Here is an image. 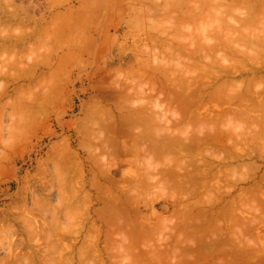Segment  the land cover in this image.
I'll use <instances>...</instances> for the list:
<instances>
[{"label": "rangeland", "instance_id": "1", "mask_svg": "<svg viewBox=\"0 0 264 264\" xmlns=\"http://www.w3.org/2000/svg\"><path fill=\"white\" fill-rule=\"evenodd\" d=\"M139 2H143L142 0L140 1V0H138ZM138 1L137 0H1L0 1V8H4L2 11L0 10V44L1 45H3V46H1L0 48H1V50L2 49H4V50H2V52L4 51V53L2 54V52L0 53V55L1 56H4V57H1L0 56V67L2 68V70L7 66V67H10L9 66V63L8 64H6V62H9L10 60V65L11 64H14V62H16L17 64V67L15 68V66L14 65H12L11 67H13V68H11L10 69V72L8 71V68L6 69V72H3L2 71V73L3 74H0V93H1V95H0V264H6V262H7V264H20V262L22 263V264H29V260H32L31 262H30V264H34V262H37V263H39L40 261H41V259L43 258H41V259H39V258H36V255L35 254H37L38 256L40 255L39 253H43L42 251V248L44 249V250H46L43 254H47L48 255V257L49 256H56L55 254L53 255V252L52 251H50L49 249H51V248H54L53 247V245H55L56 244V242L58 241H54L53 239H61V241L59 240L58 241V246H59V250H58V247H57V249H55L56 251H55V253L57 252V250L59 251V252H57L58 253V255H59V253L60 252H62V254H64L65 256H66V259L64 258V256L63 255H61L60 254V256H63V257H61V260L62 259H64L63 261H61L60 260V258L58 257V255L56 256V257H58V259L61 261V263L59 262V263H57V264H64V262H65V264H66V261H67V264H69V262L68 261H70L71 260V263L72 264H81V262H82V264H86V263H90V264H94V260L95 261H97V263H95V264H110V262H111V264L113 263V264H153V262L155 261V260H152V263H151V261H149V259H150V257H152L153 259H156V261H159V264L161 263V264H163L162 262L164 261L162 258V262H160V258H157V257H154L155 255H159V253H160V251H161V247H163V245H164V243L163 242H165V241H169L168 242V244H167V242L165 243V245H169V243L170 242H172V240H173V242L172 243H174V237H177L176 239H178L179 238V234H178V236L176 235V230L178 229V228H176V226H178V225H175V227H173V225H174V222L177 220V217H179L180 216V214H181V212H182V210L181 209H183L184 207H185V205L184 204H186V203H188V201L189 202H193L194 200L196 201V200H198L197 198H202L201 196L205 193V192H203V193H201L202 195H200V197H195V198H193V200H192V198L190 199V198H188V201L187 200H185L186 201V203H185V201L183 200L182 201V204H180V205H183V206H181V207H179V211H180V214L177 212L178 211V206H179V204H177V202L175 203H173V201H175V199L177 198V196H179L180 195V193L182 194V192L181 191H179V193H178V190H177V192L175 193V188H174V186L176 185L173 181H170V180H172L171 179V177H168V179H167V176H164L165 177V179H166V181L168 182V183H170V184H168L167 182H164L165 184V186H167V188H165L164 190H166V192H164L163 191V182L162 183H160V181H158V180H155V179H157V177H153V176H156V175H154L155 174V172H153V171H158V170H161V168H159L161 165H164L165 167H166V169L168 168L166 165H167V163H168V161H167V158H168V160L170 159L171 160V157L172 156H170V154L168 153V152H165L167 149H163L164 151L163 152H165V153H163L162 151H161V149H160V145H158V143L159 142H163L164 141V139H162V140H160V141H158V143L156 142V144L158 145V147L155 145L154 146V144L152 145V141L155 139H153V140H151V138L150 137H147V138H149L150 139V143L147 141L148 139L147 138H145L146 136H148V135H152L151 137L153 138L154 136V134L158 137V136H160V134L162 135H165V133L167 132V133H170V132H168L167 130H165V126H166V120H173V119H171V117L173 116L172 115V112H173V110H176L175 108H177V110H178V104H179V101H176L175 99H174V97H175V94H174V96H172V104H171V107L169 106L170 105V103H169V101H166V103L168 102L169 103V105H167L165 102H163L165 105H163V107H162V105H160V109H158L159 107V105L157 106L156 105V103H158V104H161L162 103V101L163 100H167L168 99V96H166V95H169V96H171V92L170 91H174V88H175V90H179L180 88H181V86H179L177 83H175V85L176 86H174V84L172 85V81H170L171 82V84H170V82H169V84L167 83V80H168V78L171 76V78H173L172 77V74H177L178 72H179V74H181V73H183V71L181 72L180 70L181 69H185L184 70V73L185 72H187L188 70H187V64H189L190 62L189 61H186L187 60V58H186V60H185V57L186 56H184L183 58H180V57H174V56H172L173 55V53L172 52H170L171 51V49H170V51H169V48H170V42L173 40V41H176L177 39L178 40H181L182 38L185 40H187V39H189V38H191L190 36H192V38L195 40L196 38H197V36L199 35L198 33H200L201 34V36H202V40H200L201 38H199V36H198V38H199V44L202 42H204V39H203V33L206 31L204 28L206 27L204 24L207 22V26L209 27V28H212L213 29V27H214V29L216 28V30L219 28L218 26L220 25V30H222L223 31V36H221V38L224 40V42H225V39H226V42L227 41H231L230 40V38L232 37V38H234L235 37V35L238 33V32H240L239 33V36H237V37H239V39L240 40H243L242 41V43H244V41L245 40H248V38L246 37V36H248V35H246L245 34V37H246V39H245V37L241 34L242 32H244V33H248V31H250L251 32V29H248V28H251V26L252 27H254V30H255V28H256V23L255 22H253L252 21V23H254L253 25H250L251 24V22L249 23H242L241 25H237L238 27H240L241 26V29H238V27L235 25V23H237V21L236 20H239V18L238 19H236V18H234L233 16H235V15H239V13H240V15H239V17L241 16V15H243L244 14V12H243V14H242V11H241V8H242V5H241V7L238 5V7H236V8H238V9H240V11L238 10V9H236L235 8V6H234V4H233V2H229V1H231V0H223L224 2L222 3V1H220V0H214L213 2L211 1V0H205V1H208V3H206L204 0H202L201 2H200V0H198V2H200V3H198L197 2V0H195V1H193V2H190L192 5H194L195 7H203V3H206L207 4V6L206 7H204V8H207V7H209V9L207 10V9H203L200 13V15L198 14V16H200L199 18H202V16H203V13L205 12V14L207 15L208 13V11L210 12V13H212V14H215V15H213L214 17L217 15L218 16V14H217V11L220 9V8H222V9H220L221 10V12L220 11H218V12H220L219 13V16L221 15V16H224L225 14L227 15V13L228 12H231V11H235V12H231L230 14H228V18H230L229 20L230 21H228V18H227V16L225 17H219L218 16V18L217 19H215V18H213V24L216 22V20H218L219 18L222 20V19H224V20H226L225 22L227 23V24H225V23H223V27L221 26V24L220 23H222V21L224 22V20H222V21H218L219 23H217V24H219L218 26L217 25H209V23L211 24V18L213 17V16H211V18H208V16L210 17V14H208L207 16L205 15L204 16V20L206 19V21H203L202 19V22L201 23H203L204 22V24H203V29H204V31L202 30V26L200 25L201 23L197 20V19H195L196 20V23H197V26L195 27V25H196V23H195V21H192V23L194 22V26L190 23L191 22V20L189 21V20H187V19H185V21L187 20V21H189V27L190 26H192L193 28H194V30H193V28L191 29V28H187V32H186V29L184 28V30L183 31H185V32H183L181 29H183L182 27L183 26H185V25H182V26H179L180 25V22L181 21H179V25L178 24H176L177 25V28H178V30L180 29V31H182L181 33H183V34H188V35H185V36H182V38H181V36H179V38H177V35H179L180 34V32L178 31V33L179 34H175V32H177V31H175V29L174 30H172V31H175L174 33H171V31H170V34H171V37H170V34H169V32H168V29L170 28V30L172 29V27H170V26H173V24H170V23H172L173 21H172V19L173 18H166V16L168 15L166 12L168 11L169 12V14H170V9H171V7L173 6L172 4H174L173 2H177V1H179V0H173L172 1V3H170V4H168L167 5V8H165V3L167 2V3H169L171 0H163V2L162 1H158V0H156V2H155V0H153V2H152V0H149V2L148 3H151V4H158L157 6L159 7V8H161V9H163V10H165V9H167V10H165V11H162L161 12V10H158L159 8L156 6V5H152V8H149L148 6H149V4L148 3H146L147 1H144V4L143 5H141L140 6V4L141 3H138ZM164 1H166L165 3H164ZM216 1H218V3H219V1H220V3H222L221 5H219L218 3H217V5H215L216 4ZM225 1L227 2L226 4H225ZM160 2V3H159ZM8 3V4H7ZM164 5H163V4ZM213 4V6H212V4ZM215 3V4H214ZM159 4H161V5H159ZM224 4V5H223ZM229 4V5H228ZM231 4V5H230ZM233 4V5H232ZM8 5H10V6H8ZM148 5V6H147ZM222 5L223 6H225V8H223L222 7ZM227 5H228V8L230 7V11H229V9H228V12H227V10H225L226 9V7H227ZM235 5H237V4H235ZM2 6V7H1ZM145 6H147V8H149V11L151 10V9H153L154 10V8H155V6H156V8H155V10L160 14V15H158V13L157 14H155L156 13V11L154 12V13H152L151 14V12H153V10H151L150 11V14H151V16H150V14H149V11L147 12L148 14H149V16H148V14H147V16H146V10L145 9H147V8H143V12H144V10H145V12H144V14L145 15H143V12H141L140 10H142V7H145ZM160 6H164V8H162V7H160ZM170 8H169V7ZM211 6V7H210ZM234 7V9H232L233 7ZM215 7H217V8H215ZM244 7V6H243ZM174 7H172V9H173ZM6 9V10H5ZM14 9V10H13ZM214 9L216 10V12L214 11ZM16 10V11H15ZM133 10H138V11H136V12H138L137 14H139V15H137L136 14V12L135 11H133ZM174 10V9H173ZM213 10V11H212ZM225 10V11H224ZM242 10L244 11H246V8L244 9V8H242ZM5 11V12H4ZM8 11V12H7ZM160 11V12H159ZM172 11V10H171ZM212 11V12H211ZM236 11L237 12H239V13H236ZM14 12V13H13ZM134 12H135V14H134ZM163 12H165V16L162 14ZM215 12V13H214ZM224 12H226V13H224ZM247 12V11H246ZM245 12V13H246ZM8 14V15H6V14ZM13 15V19H12V15ZM236 13V14H235ZM15 14V15H14ZM154 14H155V16H157V17H155L154 16ZM177 15V17H179L180 15H178V14H176V12L174 13V11H172V14H170V15H168V17H170V16H172V17H174L175 15ZM223 14V15H222ZM234 14V15H233ZM11 15V16H10ZM174 15V16H173ZM229 15H230V17H229ZM238 15H237V17H238ZM28 16V17H27ZM142 16V17H141ZM154 16V17H153ZM159 16V17H158ZM163 16L165 17V19H167L168 20V24L170 25H168L166 22V20L163 18ZM197 16V17H198ZM246 16V15H245ZM262 16V15H261ZM264 16V15H263ZM15 17V18H14ZM150 17H151V19H150ZM162 17V18H161ZM196 17V18H197ZM241 17H243L244 18V16H241ZM207 18L209 19V21H207ZM234 18V19H233ZM263 19H264V17H262ZM9 19L11 20V21H9ZM134 19V20H133ZM149 19V20H148ZM159 19V20H158ZM160 19L162 20V21H164V22H162V21H160ZM171 19V20H170ZM219 19V20H220ZM231 19H233L232 21H235V23H231L232 21H231ZM28 20H31V21H28ZM131 20H132V22H131ZM173 20H176L175 18L173 19ZM243 20V19H242ZM241 20V18H240V21L239 22H241L242 21ZM253 20H261V18H259V19H253ZM9 21V22H8ZM19 21V22H18ZM21 21H22V23H21ZM169 21H170V23H169ZM184 20H183V22H184V24L186 23V24H188L187 22H185ZM261 21H263V22H261V24L263 25L264 24V20H261ZM159 22V23H158ZM183 22H181V23H183ZM198 22H199V24H198ZM229 22V23H228ZM238 22V23H239ZM257 22V21H256ZM5 23V24H4ZM9 23V25H7ZM17 23H20V25L19 24H17ZM163 23V24H162ZM174 23V22H173ZM231 23V24H230ZM237 23V24H238ZM258 23V22H257ZM160 25V27H158V28H162V26H164V24L166 25V26H164V27H166V28H164V30H162L161 29V32H160V29H156V27L157 26H159ZM162 24V25H161ZM225 24V25H224ZM228 24H230V25H228ZM240 24V23H239ZM244 24V25H243ZM247 24L248 25H250V27H248L247 28ZM260 24V25H261ZM12 25V26H11ZM18 25V26H17ZM22 25H24V27L22 26ZM45 25V26H44ZM46 25H49V26H46ZM52 25V26H51ZM167 25H168V27H167ZM231 26V25H234L233 26V28L235 27V31L233 30L232 31V33H234L233 35H231L232 33H231V28H232V26L230 27V29H228V30H230L229 32H228V30H226L227 28L226 27H224V26ZM255 25V26H254ZM262 25L260 26L261 28H263L262 27ZM3 26H5V30H4V27ZM19 26H20V28H19ZM31 26L32 27H34V28H36V30L34 29L33 30V28H31ZM38 26V27H37ZM41 26H42V29H41ZM58 26V27H57ZM200 26V27H199ZM258 26H259V23H258ZM257 26V27H258ZM9 29H8V28ZM16 27V28H15ZM18 27V28H17ZM40 27V28H39ZM46 27V28H45ZM185 27H187V25L185 26ZM218 27V28H217ZM247 28L248 29V31H247V29L245 28V30L247 31V32H245L242 28ZM22 28V29H21ZM56 28V29H55ZM196 28H198L197 29V31H199V30H201V31H199V32H197L196 31ZM201 28V29H200ZM207 28V27H206ZM208 28V31L210 30ZM222 28V29H221ZM260 28V29H261ZM19 29V30H18ZM38 29V30H37ZM55 31H54V30ZM189 29H191V30H189ZM211 29V30H212ZM259 29V30H260ZM2 30V31H1ZM8 30V31H7ZM46 30H49V31H46ZM56 30H58V31H56ZM156 30L158 31L157 33H156ZM197 32V33H195V34H193V33H191V32ZM211 30H210V33L209 34H212V33H214V32H212L211 33ZM224 30H226V33L224 32ZM239 30V31H238ZM243 30V31H242ZM254 30H252V34H250L249 33V35H250V40H248V41H250V42H248V45L249 44H251L250 46H247L246 47V50H244L245 49V43L244 44H242L241 43V45L242 46H244V48H242V46L240 45V47H239V45L237 44L238 42H240V40L238 39V38H236V41H235V38H234V40H232V41H234V43L235 44H237L238 46L236 47V45H234V43H230V42H225V47H224V49H222L221 48V51L222 50H225V49H227V50H225V54H228V52H229V50H228V48H226V46L227 47H233L234 46V48L236 47V48H238L239 47V51H241V52H239L238 51V49L236 50V49H234L235 51L234 52H236L235 54H234V52L233 51H230L229 52V54L228 55H236L238 52H239V54H237V55H239L238 57H240V56H242L241 58H243L242 60L245 62L246 61V63H244L242 60H238V58L235 56V57H233V58H237L236 60H237V62L239 61V64L240 63H244L245 65H244V68H245V66L247 65V67L245 68L246 70H247V72H245L246 70L245 69H243V67H242V65L240 64V66H238L237 65V62H235L236 64H233L232 66H234V65H236L238 68H239V70L237 69V71H235L236 70V66L235 67H233V69H234V71H233V69H232V71L233 72H229L227 69V71H225L223 74H226L224 77H222V79H220V80H229V81H233V85H235L236 86V84H237V87H238V85L239 86H241V84H245L244 86H243V88L246 86V84H247V79H249V78H251V76H253V74L260 68V67H264V62L262 63L263 65L262 66H260V64H258L259 62L261 63V61H257L256 62V64H252V62L254 63L256 60H255V57L254 56H256V59L258 60V59H260L261 58V60H263L262 59V56L261 55H259V54H257V55H254L253 56V58L252 59H254L253 61H252V59H251V54L253 55V53H251L249 50H251L250 48L251 47H253L254 48V52H256V53H258V51H260V50H262V48H263V46L261 47V45L259 44L258 45V47L260 48L261 47V49H259V48H257L256 46H255V43L257 44V40L254 38L253 40H252V38L253 37H255V35H257V33H256V31H257V29L255 30V33H254V36H252L253 35V31ZM39 31H40V33H41V31H42V34H40L39 33ZM213 31V30H212ZM221 31V32H222ZM237 31V32H236ZM16 32V33H15ZM23 32H24V35H23ZM49 32H50V34H49ZM52 32V33H51ZM56 32H57V34H56ZM58 32H60V33H58ZM62 32V33H61ZM166 33V35L165 34H163V33ZM191 33V35H190V33ZM257 32H259V31H257ZM264 32V31H263ZM6 33V34H5ZM18 33V34H17ZM27 34V36H26V34ZM53 33L54 34H56V36H54L53 35ZM157 34L156 36L154 35V34ZM161 34V36H160V34ZM231 33V34H230ZM262 33V31H260L259 32V34H261ZM4 34H5V36H4ZM11 34H15V35H11ZM52 34V35H51ZM62 34V35H61ZM149 34V35H148ZM152 34V37H149L150 35ZM173 34L176 36V40H174V38H175V36H173ZM183 34H181V35H183ZM193 34V35H192ZM198 34V35H197ZM205 34H208L207 33V31H206V33ZM204 34V35H205ZM225 34V35H224ZM258 34V35H259ZM263 34V33H262ZM3 35V36H2ZM20 35V38L19 37H17V38H19L18 40L17 39H15V36H19ZM21 35L22 36H24L23 38H24V40L22 39V37H21ZM37 35H39V36H37ZM41 35V36H40ZM49 35H51V37L49 36ZM58 35V36H57ZM163 35V36H162ZM165 35V36H164ZM168 35V36H167ZM194 35H196V36H194ZM222 35V34H221ZM226 35H229V36H227L226 37ZM240 35H241V37H240ZM258 35L256 36V37H258ZM264 35V34H263ZM263 35H261V36H263ZM13 37L14 36V38H7V37ZM29 36V37H28ZM43 36V37H42ZM54 36V37H53ZM200 36V37H201ZM225 36V37H224ZM234 36V37H233ZM242 36H243V39H242ZM4 37H5V39H6V42H5V39H4ZM34 37H36V39H34ZM40 37V38H39ZM47 37V38H46ZM49 37V38H48ZM59 37V38H58ZM155 37H157V38H155ZM158 37H159V39H158ZM160 37H161V40L163 41L164 39H165V37L167 38L168 37V39H169V37L171 38V39H169V40H167L168 41V44L166 43L167 41L166 40H164L165 42H164V44L166 43L167 45H165L164 46V44H162L163 42H161V40H160ZM174 37V38H173ZM213 37V36H212ZM211 37V38H212ZM32 38V39H31ZM149 38L151 39H153L154 40V38L157 40V42H156V40H154L155 42H153V40L151 39V40H149ZM164 38V39H163ZM192 38L189 40V41H191L192 40ZM229 38V39H228ZM231 38V39H232ZM261 37L259 36V38L258 39H260ZM3 39V40H2ZM9 39H11V42H10V40ZM41 39H42V41H41ZM44 39V40H43ZM52 39V40H51ZM54 39V40H53ZM58 39V40H57ZM182 39V40H183ZM262 39H264V38H261V40ZM8 40V41H7ZM24 42H23V41ZM32 40V41H31ZM158 40H160V41H158ZM171 40V41H170ZM184 40L183 41H180V42H184ZM185 40V41H186ZM238 40V41H237ZM254 40H256L255 41V43L254 44H252V41H254ZM13 41L15 42V43H13ZM19 41V42H18ZM26 41H27V43H26ZM29 41H31V42H29ZM38 41V42H37ZM50 41V42H49ZM54 41V42H53ZM151 41V42H150ZM170 41V42H169ZM188 40L186 41V42H189ZM197 41H198V39H197ZM263 41V40H262ZM2 42L3 43H5V44H2ZM34 42V43H33ZM44 42V43H43ZM47 42V43H46ZM153 42V43H152ZM158 42H160V44L158 43ZM185 42V43H186ZM237 42V43H236ZM8 43H10V44H8ZM48 43H50V44H48ZM185 43H183V44H185ZM231 45H230V44ZM259 43H261V41L259 42ZM6 44H7V46H6ZM21 46H20V45ZM33 44H34V46H35V48L33 47ZM52 44V45H51ZM163 45V46H161V49L162 48H164V50L165 51H162L161 49H160V46L159 45ZM191 42L190 43H188L187 45H189V46H187L186 44H185V46L186 47H190L191 45ZM227 44V45H226ZM240 44V43H239ZM262 45H263V43H261ZM12 45H14V46H12ZM16 45V46H15ZM147 45V46H146ZM158 45V46H157ZM246 45H247V43H246ZM253 45V46H252ZM6 46V47H5ZM31 46V47H30ZM54 46V47H53ZM57 46H59V47H57ZM146 46V47H145ZM152 46V47H151ZM167 46H168V48H167ZM255 46V47H254ZM3 47V48H2ZM7 47H12L13 48V50H12V52L13 53H11V52H9V51H11V50H9ZM30 48V50L29 49H27V48ZM52 47V48H51ZM156 47H159L157 50L156 49H154V48H156ZM250 47V48H249ZM11 48V49H12ZM16 50H15V49ZM24 48V49H23ZM26 48V49H25ZM32 48V49H31ZM240 48H242V49H240ZM248 48V49H247ZM252 48V49H253ZM152 49H153V51H152ZM168 49V52L169 53H167L166 52V50ZM230 49V48H229ZM0 50V51H1ZM5 50H8V51H6L5 52ZM159 50H160V52H159ZM231 50H233V49H231ZM256 50H258V51H256ZM264 50V49H263ZM14 51H17V52H14ZM21 51V52H20ZM154 51H158V52H156L157 54H159L157 57L155 56V58H154V56H152V55H156V54H154L155 52ZM220 50H219V52H215L216 54H213L214 52H211L212 53V56L211 57H213V59L216 57V59L218 58V62H219V65L220 66H222V68L223 69H225V68H228L229 66H224V65H226V64H223V65H221L220 64V60H221V63H222V61H224V56L221 58V56L219 55V57L221 58H219L218 56H217V53H220L221 52ZM9 52V53H8ZM152 52H154V53H152ZM223 52V51H222ZM221 52V53H222ZM231 52H233V54L231 53ZM252 52H253V50H252ZM21 55H20V54ZM164 54V55H162V54ZM170 53H172V55L170 54ZM208 53H210V52H208ZM251 53V54H250ZM263 53V52H262ZM261 53V54H262ZM224 54V52H223V55H225ZM248 54V55H247ZM7 55V56H6ZM11 55V56H10ZM180 55H182V54H180ZM185 55V54H184ZM215 55V56H214ZM263 55V57H264V53L262 54ZM10 56V57H9ZM165 57V59L168 57V59L170 58L171 60H173L174 62H177V63H179L180 61L179 60H183V63H179L180 65H181V69H175L176 68V63L174 64L173 63V61H172V63H173V66L172 67H170V64H171V61L170 60H164L162 57ZM209 56H210V54H209ZM226 56V55H225ZM244 56V57H243ZM250 56V57H249ZM257 56L259 57V56H261V57H259V58H257ZM5 57H6V59H5ZM9 58V60H8V58ZM18 59H17V58ZM159 57V58H158ZM231 58L232 60H230V59H228V58ZM229 57H227V59L225 58V61L227 62L228 60H230V66H231V62H233L234 63V61H233V58L231 57V56H229ZM3 58V59H2ZM11 58V59H10ZM16 58V59H15ZM151 58H152V60H151ZM159 59V62H157L158 61V59ZM160 58H162L164 61H166V62H164V63H162V60H160ZM241 58H239V59H241ZM250 58V59H249ZM13 59H15V60H13ZM155 59V60H154ZM245 59V60H244ZM20 60V61H19ZM235 60V59H234ZM6 61V62H5ZM12 61H14L13 63H12ZM139 61V62H138ZM147 61V62H146ZM154 61V63H151V62H153ZM155 61L157 62V63H159L158 64V66L160 65V62H161V65H164L165 63H166V66H168L169 65V67H167V68H169V69H167V71H171V72H173L174 70H175V73H169V72H167V71H165L166 70V66L164 65V66H159V68H158V66L156 67V71H158V70H162L163 68H165V73L167 72V73H169L168 75H170V76H168V77H165L167 80H165L164 78H163V75L164 74H161L160 73V71H159V74H158V72H152V70H150V67L152 68H154V71H155V65L157 64V63H155ZM241 61V62H240ZM248 61V62H247ZM252 61V62H251ZM19 62V63H18ZM63 62V63H62ZM140 62H142V64L140 63ZM151 63L150 65H152V66H150V65H147V63ZM168 62H170V64L168 63ZM182 62V61H181ZM188 62V63H187ZM33 63V64H32ZM242 63V64H243ZM4 64H6L5 66H4ZM27 64L29 65V66H27ZM31 64H32V66H31ZM59 64V65H58ZM62 64V65H61ZM144 64H145V66L147 65V67H148V70H145V69H147V67H145V69H144ZM155 64V65H154ZM168 64V65H167ZM184 64H186L185 65V67L186 68H184L183 67V65ZM21 65V66H20ZM154 65V66H153ZM175 65V66H174ZM179 65V66H180ZM252 65V66H251ZM254 65H255V67H254ZM31 66V68H29ZM58 66V67H57ZM225 68H224V67ZM231 66V67H232ZM258 66V67H257ZM4 67V68H3ZM19 67V68H18ZM27 67L30 69H27ZM162 69H161V68ZM190 68H191V66H189ZM242 67V69L244 70V72H243V70H241L240 68ZM248 67L250 68V69H248ZM256 67H257V70H256ZM14 68H15V71H14ZM152 68V69H153ZM173 68H174V70H173ZM255 68V69H254ZM17 69V70H16ZM136 69H140L139 70V73L141 72V74H139L138 73V71L136 70ZM158 69V70H157ZM228 69H230V68H228ZM253 69V70H252ZM264 68H261V69H259V70H261L260 72H259V74L257 73V74H255V75H262V74H264V70H263ZM1 70V69H0ZM187 70V71H186ZM8 71V72H7ZM58 71V72H57ZM133 71H135V73L137 72V75L138 76H135V79L134 80H132L133 78L131 77L134 73H133ZM145 72V75H144V77H142V79L144 80L145 78H146V75H147V78H148V75H150V74H152L154 77L152 78V80H151V78H150V80L153 82V81H155V83L158 85V86H156V85H154V82L153 83H151L152 85H149L150 83L148 82L149 80V78L147 79L146 78V82H144V83H146L147 84V82H148V84L146 85V84H144L143 83V80H142V83L141 82H139V81H137V83L138 84H136L135 83V81L136 80H140L139 78L138 79H136V77H141V76H139V75H142L143 76V74H144V72ZM148 71V72H147ZM151 71V72H150ZM178 71V72H177ZM190 71V70H189ZM188 71V72H189ZM239 71H240V73H239ZM255 71V72H254ZM24 72H26V73H24ZM143 72V73H142ZM181 72V73H180ZM230 74H232L233 73V75H230ZM236 72V73H235ZM252 72H253V74H252ZM10 73H12L11 75H9ZM14 73V74H13ZM133 73V74H132ZM150 73V74H149ZM162 73H164V72H162ZM166 73V74H167ZM191 73V72H190ZM228 73V74H227ZM237 73H239V74H237ZM17 74V75H16ZM23 74V75H22ZM27 74V75H26ZM156 74V75H155ZM166 74L164 75V76H166ZM178 74V75H179ZM240 74H242V75H240ZM247 74H249V76L247 75ZM12 76V77H9V76ZM13 75H14V77H13ZM17 77H16V76ZM22 75V76H21ZM136 75V74H135ZM152 75H150V76H152ZM158 75V76H157ZM162 77H161V76ZM6 77V78H4V77ZM18 76H19V79H18ZM20 76H21V78H20ZM107 76V77H106ZM126 76V77H125ZM174 76V75H173ZM229 76V77H228ZM156 77V78H155ZM159 77V78H158ZM160 77H161V79H160ZM188 77H189V73H188ZM190 77H192V76H190ZM225 77H227V78H225ZM234 77V78H233ZM2 78V79H1ZM13 78V79H12ZM17 78V79H16ZM154 78L156 79V80H154ZM157 78H158V80L161 82L162 81V84L161 85H163V86H161V87H163V88H165V92L163 93L162 92V95L161 94H159V93H161V91H164L161 87H160V82H158V80H157ZM171 78H169V79H171ZM242 78V79H241ZM247 78V79H246ZM8 79V80H7ZM15 79V80H14ZM191 79V78H190ZM190 79H188L187 78V80H190ZM231 79H233V80H231ZM10 80V81H9ZM166 81V82H163V81ZM213 80L214 79H212L211 81H209V83H210V85L212 86V85H214L215 84V81L213 82ZM239 80H241V82H243L244 80V82L243 83H241ZM56 83H55V82ZM141 81V80H140ZM145 81V80H144ZM150 81V82H151ZM158 83H157V82ZM240 83H239V82ZM5 82H7L8 84H6ZM118 85H117V84ZM126 83V85L128 86V85H130V86H128V87H133V89H134V91H133V89L132 88H126L125 86L126 85H123L122 86V84H125ZM140 83V84H139ZM163 83H165V84H163ZM138 85V86H137ZM140 85H141V87H140ZM169 85V86H168ZM117 86V87H116ZM121 86L123 87V88H121ZM135 86H137V87H135ZM151 86H153L154 88V91L151 89ZM156 86V87H155ZM165 86V87H164ZM166 86L167 87H169V88H166ZM172 86L174 87V88H172ZM234 86V87H235ZM242 86L241 87H238V88H241V89H243L242 88ZM18 87H20V88H18ZM114 87V88H113ZM136 88V90H138V89H140V88H143V89H141V90H143L144 92H142V93H144V94H141V92L138 90V91H136L135 90V88ZM170 87L173 89V90H171L170 89ZM177 87H179V89H177ZM186 87L187 86H183L182 88L184 89H186ZM208 87H210V86H208ZM27 88L29 89V90H27ZM119 88H121V89H119ZM138 88V89H137ZM157 88L159 89V90H161V91H157ZM188 88H190V86L188 85ZM187 88V89H188ZM236 88V87H235ZM235 88H233V86H232V94H233V89H235ZM238 88H236V90H239ZM3 91H2V90ZM19 89H20V91H19ZM26 89V90H25ZM111 89H112V91H111ZM114 89H116V90H114ZM124 89V90H123ZM126 89V90H125ZM127 89H128V91H127ZM148 89V90H147ZM170 89V90H169ZM191 89H193V88H191ZM190 89V90H191ZM207 89V88H206ZM205 89V93H210L211 92V90H213L212 88H208L207 90ZM18 90V91H17ZM121 90V91H120ZM14 91H16L15 93H14ZM24 93H23V92ZM114 91V92H113ZM122 91H125V92H122ZM150 91V92H149ZM185 91V90H184ZM183 91V92H184ZM187 92L189 91V89L188 90H186ZM186 91H185V94H184V96L185 95H187V93H186ZM230 91V90H229ZM228 90L226 91L227 93H231V91L229 92ZM2 92H4V93H2ZM20 92V93H19ZM22 92V93H21ZM31 92V93H30ZM121 92V93H120ZM131 92V93H130ZM135 92V93H134ZM168 92H170V93H167ZM175 92V91H174ZM237 91H235V93H236ZM117 93L120 95H122L123 96V98H120V96L119 95H117ZM146 93H147V95H146ZM188 93H190V91L188 92ZM6 94V95H5ZM20 94V95H19ZM124 94V95H123ZM130 94V95H129ZM135 94V95H134ZM152 95V97L154 98V101H152L151 99H153V98H150L151 96H148V95ZM165 94V95H164ZM3 95V96H2ZM10 95V96H9ZM18 95V97H16ZM115 95H117V96H115ZM127 95V96H126ZM133 95V96H132ZM142 95V96H141ZM160 95V96H159ZM164 95V96H163ZM172 95H173V93H172ZM14 96V97H13ZM126 96V97H125ZM132 98H131V97ZM146 96H148V97H146ZM158 96V97H157ZM163 96V97H162ZM184 96H182V97H184ZM114 97V98H113ZM115 97H117V98H115ZM119 97V98H118ZM126 99H125V98ZM155 97L156 98H159L158 100V102H156L157 101V99L155 100ZM167 97V98H166ZM211 97V96H210ZM21 98H23L22 100H21ZM26 98V99H25ZM129 98V99H128ZM163 98H165V99H163ZM185 98V97H184ZM183 98V99H184ZM207 98V97H206ZM27 99H28V101H27ZM117 99H118V101L120 100V99H122V100H120L119 102H117ZM125 101H124V100ZM147 99V100H146ZM148 99H149V101H148ZM128 100V102L127 103H125L126 101ZM129 100H130V102H129ZM141 100H143L142 102H141ZM160 100H161V102H160ZM209 100H211V99H209ZM208 100V101H209ZM15 101V102H14ZM122 101H124V102H122ZM144 101H146V102H144ZM150 101H152L153 103L154 102H156L155 103V105L154 104H152ZM7 102V103H6ZM11 102H12V104H11ZM141 102V103H140ZM147 102H150V103H147ZM174 102V103H173ZM210 102V101H209ZM5 103V104H4ZM29 106V110H28V108H27V105ZM119 103H121V104H119ZM162 103V104H163ZM24 104L26 105L25 107H24ZM119 105V106H117V105ZM124 104V105H123ZM143 104H144V106H143ZM148 104H149V106L150 105H152V106H148ZM173 104H174V106H173ZM177 104V105H176ZM1 105H3V106H1ZM120 105L121 106H123V107H120ZM125 105H127L129 108H127V107H125ZM167 105V106H166ZM5 106V107H4ZM8 106V107H7ZM12 106V107H11ZM31 106V107H30ZM115 106V107H114ZM139 106H142V107H144V108H142V110L140 109V110H138L139 109ZM145 106H147L148 107V109L149 110H152L153 108H157L158 110H163V109H165V107L167 108L168 106L170 107H168L169 109H167V110H163V114H162V112L161 111H158V112H160V114H162V115H156V114H158V112L156 113L155 111H154V109L152 110L153 112H155L156 114L154 115V113L152 112V111H149L147 108H145ZM154 106V107H153ZM177 106V107H176ZM242 106H244L243 104H242ZM5 108V110H4V108ZM23 107V108H22ZM118 107H120V108H118ZM135 107V108H134ZM136 107H137V110H136ZM174 107V108H173ZM2 108H3V110H2ZM14 108V109H13ZM24 109V108H26L27 110V112L24 110H22V109ZM104 108V109H103ZM122 108H124V109H122ZM127 108V109H126ZM163 108V109H162ZM264 108V107H263ZM262 108V109H263ZM100 109H102L101 110V114L103 115V116H101V114H100ZM119 109H120V111H119ZM146 109V110H145ZM157 109H155V110H157ZM173 109V110H172ZM2 110V111H1ZM21 110V111H20ZM104 110V111H103ZM107 110V111H106ZM111 110V111H110ZM143 110H145V112L143 111ZM176 110V111H177ZM180 110V109H179ZM256 110L257 109H255V113H256ZM3 111H4V114H3ZM97 111H98V113H97ZM105 111H106V113H105ZM118 111V112H117ZM131 111H132V113H131ZM142 112V113H144L145 115L143 116V114L142 113H139V112ZM147 111V112H146ZM166 111L168 112V111H170V113H171V115H170V113L168 114V116H165V115H167L166 114ZM172 111V112H171ZM258 111V110H257ZM2 112V113H1ZM110 112H112L110 115H108L107 113H110ZM125 112V113H124ZM130 114H129V113ZM135 112H137V113H139L138 115H137V113H135ZM149 112H151L152 114H150ZM179 112V111H178ZM253 112V113H254ZM261 112H264L263 110L261 111ZM260 112V113H261ZM99 114V116L100 117H98V115L97 114ZM105 113V114H104ZM146 113H147V115H146ZM253 113L252 114H250V115H253ZM258 113V112H257ZM256 113V114H257ZM260 113H258L259 115V117H261V115L262 116H264V114L263 113H261V115H260ZM12 114V115H11ZM14 114H16V115H14ZM129 114V115H128ZM134 114V115H133ZM174 114V113H173ZM9 115V116H8ZM106 117H105V116ZM131 115V117H132V115L133 116H137V119L139 120V116H140V119H141V121L142 120H144L143 122H144V125L143 126H147V124H149V126H151V127H141L142 125H140V127H139V125L137 126V125H135L136 123L134 122V120H133V118H132V120H130L129 118H128V116H130ZM153 115V116H152ZM97 116V117H96ZM113 116V117H112ZM123 116L125 117V118H123ZM142 116V117H141ZM146 116H149V117H146ZM151 116H152V118L154 117L155 119H154V121L156 120V122H154V123H157V125H159V124H161L160 122H161V120H162V118H166V120H164V123H162L160 126H157L156 125V127H153V124L152 123H150V121H152L153 119L151 118ZM163 116V117H162ZM165 116V117H164ZM171 116V117H170ZM110 119H108V118ZM224 117H226V116H224ZM224 117H223V121H224V123L225 122H230L232 119L234 120V118H229V119H231V120H229V119H226V120H228V121H226L225 119H224ZM227 117H230V116H227ZM123 118V119H122ZM148 118H150V119H152V120H150V119H148V121L149 122H147V119ZM160 121H158L157 119ZM168 118V119H167ZM252 118H255L254 117V115H253V117ZM258 117H256V119H255V121H257L258 119H257ZM106 119V120H105ZM121 119V120H120ZM236 119V118H235ZM237 119H239V117L237 118ZM236 119V120H237ZM243 122L246 120V122H248L247 121V119L245 118V120L243 119V118H240ZM250 119V118H249ZM126 120V121H125ZM162 120V121H163ZM113 121V122H112ZM133 121V122H132ZM135 121H137V120H135ZM173 121H175V120H173ZM250 121V120H249ZM254 121V120H253ZM253 121H252V123H253ZM110 122V123H109ZM111 122H112V125H111ZM128 122H132L131 124L129 123L128 124ZM147 122V124H145ZM159 122V123H158ZM233 121H231L230 123H228L229 125H227V123H226V127H223L224 128V130H226L228 127L227 126H232V125H235L234 127L237 129V131L235 132L234 130H233V128L234 127H232V128H230L231 129V131H233L234 133H238V136L236 137L237 139L239 138V131L240 130H242L243 129V127L241 126V125H244V128H245V126H247L246 128H248V130H249V128L252 126V125H254V123L250 126V124L248 125V124H242V123H240V124H238V126H240V127H242V129H238V126H237V123H238V121H236L235 122V120H234V122H235V124L234 123H232ZM124 123V124H123ZM125 123H126V125H125ZM134 123V124H133ZM223 123V124H224ZM249 123V122H248ZM251 123V122H250ZM257 123H259V122H257ZM257 123L255 122V124L257 125ZM108 124V125H107ZM115 124V125H114ZM259 124H261V123H259ZM107 125V126H106ZM121 125L123 126V128L121 129ZM133 125V126H132ZM186 125H188V124H186ZM190 125V124H189ZM188 125V126H189ZM262 125H263V123H262ZM110 126H112L111 128H110ZM127 126V127H126ZM133 127V129H132V127ZM181 126H183V124H181L180 126L178 125V126H176V127H174L175 128V130H177V128H181V129H178L177 131H174V129H172L173 131H171L174 135L175 134H177L178 133V131L180 130V131H182V127ZM192 126V125H191ZM191 126H189L190 128H191ZM196 126H198V125H196ZM196 126H193L195 129H193V127H192V129L191 130H196V132L198 133V130H197V127ZM200 127L198 128L199 129V131L202 129L203 130V128H202V126L201 125H199ZM249 126V127H248ZM107 127V128H106ZM135 127H136V130L135 131H133L134 129H135ZM189 127H188V129H189ZM210 127V126H209ZM258 127H259V125H258ZM261 127V126H260ZM108 128H110V129H108ZM120 128V129H119ZM148 128H151V129H148ZM172 128H173V126H172ZM245 128V129H246ZM254 128V127H253ZM256 128H257V126H256ZM255 128V129H256ZM263 128V127H262ZM114 129V130H113ZM140 131V129L142 130V129H144L143 131H141V132H144L145 133V135L146 134H148V131H149V134L148 135H146V136H143V137H141L140 135H141V133L139 134L138 132V130ZM183 129H187L186 127L184 128L183 127ZM188 129H187V131H185V132H183L185 135L186 134H188ZM221 129H222V127H221ZM251 129V128H250ZM254 129V130H255ZM261 129V128H260ZM259 129V130H260ZM264 129V128H263ZM109 130V131H108ZM112 130V133L114 134V135H112V133L110 132ZM119 130H121V132L122 133H120V131ZM127 130H128V132L130 131V133H131V131H133L132 133H134V132H136V133H134L133 135H132V133L130 134V133H128L127 132ZM154 130V131H153ZM160 131V132H162V133H158L159 135H157V133H155V131ZM166 132H165V131ZM248 130H246L248 133H250V134H254V132L255 131H257V130H255V131H248ZM115 133H114V132ZM125 131V132H124ZM163 131H164V133H163ZM242 131H244V132H246L245 130H242ZM242 131L240 132L241 133V135H240V137L241 138H243V139H245V140H247V139H249L250 141L249 142H251L252 140H251V135H248V137H247V135L246 136H244L243 135V133H242ZM262 130H260L259 132H261ZM264 131V130H263ZM127 132V133H126ZM153 132H154V134H153ZM187 132V133H186ZM191 131H190V129H189V133H190ZM193 132V131H192ZM191 132V133H192ZM196 132L194 131L193 133H195L196 134ZM247 132H246V134H247ZM256 133L255 134V136L257 137H259L260 135H258V134H261V136H262V134H263V136H264V133L263 132H261V133ZM126 133V134H125ZM137 133L139 134L138 136H139V139H140V137L141 138H144V141L146 140V143L148 142V144H150V145H152V146H150V147H148L147 145H146V143L144 142V144L147 146V148H149V150H150V148H151V152L149 151V155H147L148 154V151H146V153H145V151H144V147L146 148V146L145 145H143V143L141 142V140L139 141L137 138H135V136L137 135ZM143 133V134H144ZM172 133H171V135H172ZM180 134H183V133H181V132H179ZM192 133V134H193ZM115 134L117 135V136H115ZM119 134H121L120 136H119ZM130 134V135H129ZM179 134V135H180ZM245 134V133H244ZM123 135H126V136H123ZM170 135V136H171ZM178 134L177 135H175V138L177 137V136H179ZM189 135V134H188ZM188 135H186V138L188 137ZM191 135V134H190ZM198 135H200V134H198ZM102 136V137H101ZM112 136L113 137H115L116 138V140H118V141H116L115 140V138H113L112 140H110L111 138H112ZM119 136V137H118ZM127 136H130V138L129 137H127ZM133 136V137H132ZM137 136V137H138ZM155 136V137H156ZM165 136H167V135H165ZM173 136V135H172ZM250 136V137H249ZM254 136V137H255ZM263 136H262V138H263ZM156 137V138H157ZM182 137H183V135H182ZM252 137H253V135H252ZM118 138V139H117ZM128 138V139H127ZM132 138L134 139V141H135V139L136 140H138V142H140L141 143V145L139 144V148H138V142L136 143V141H135V143L133 142V140H132ZM165 138V137H164ZM166 138H168V136L166 137ZM172 138H174V136L172 137ZM179 138V137H178ZM177 138V140H179V141H182V139H181V137L178 139ZM262 138H256V139H259V140H261V141H263L264 142V139H262ZM120 139V140H119ZM127 139V140H126ZM129 139H131L132 140V143H131V141L129 140ZM181 139V140H180ZM237 139H236V141H237ZM243 139H240V140H238L239 142L242 140L243 141ZM253 139V138H252ZM256 139H255V142H256ZM98 140V141H97ZM101 140H104V142H101ZM108 140V141H107ZM114 140H115V143H114ZM125 140H126V142H125ZM157 140H159V139H157ZM172 139L169 137V140H167V142L168 143H166L165 141V143H166V145L165 146H168L169 144L171 145V142L169 143V141H171ZM254 140V139H253ZM106 141V142H105ZM130 141V142H129ZM184 141V140H183ZM260 141V144H258L259 142H258V140H257V144L258 145H256L257 147H254L255 145L253 144H250L249 142V144L248 145H251V146H253V148L252 147H250V146H246L247 148H251L252 150L254 149L255 151H256V154L253 152V151H251L250 150V152L248 153V151L246 150L247 148H245V147H242L243 149H244V152L242 153L241 151H239V148L237 149V147H236V145L238 146V145H240V146H244V144H246L245 142H247V141H245L244 142V144H242L243 142H241L240 144H238V142H237V144L235 143V145H231L230 146V144H229V142H228V144L226 145H224L225 147H226V149H229V150H225V152H224V146L223 145H221V147H223V148H221L220 146V149H223V151L222 150H220L219 149V151L221 152L218 156H214L215 155V153L218 151H216V152H214L213 153V150L215 151V149H213V150H210V147H212V145H210L209 146V151H206V150H208V149H203L204 151V153H201L202 152V150H201V147L200 148H198V149H195L196 150V152L194 153V150L192 149V151L191 150H189L188 152L189 153H191L192 152V154L193 155H197V158H199V154H204L205 155V153H210V151L212 152V153H210L211 154V156H213V157H211L209 154H207V155H205L204 157L206 158V160H205V158H204V160H205V162H208L209 161V159H210V161L209 162H211L212 161V163L210 164V166H208V167H206V169H209V167L210 168H212L211 170H212V172H211V170H210V174H209V176H210V178H213L214 177V175H215V173H216V170L218 169V168H220V166H221V164H222V166H221V174H222V177H224V178H220V180L218 179L219 178V176H218V178L216 177H214L212 180H210L209 182V185H211L210 187H211V189H213L212 187H213V185H215L216 186V184H214V182L215 183H219L220 184V189L218 190L219 191V194H222V198H219V200L221 199L222 201L220 202V204L218 203L217 204V201H213V205H210L211 206V209L209 208L210 206H206V208H205V205H202V204H199V206H201V207H197V206H195L196 208H197V210H196V208L195 209H193L192 208V212L191 213H196V215H198L199 213H200V211H203V210H207V212H205V213H200L198 216H208V218H205V219H203L204 217H202V220H206V221H208V222H204L205 223V225H204V223H200V226H197V225H199V224H197V223H199V219H200V221L202 222V220H201V217L199 218V219H197V217L195 216V214H191V215H194L193 217H196V218H194V220L195 219H197V220H195L197 223H196V225L194 224V220H192V216L190 215H188L187 217L189 218H191V220H190V218H189V225H190V230H194V233H195V230L196 229H198V231H197V233H200L199 232V230L201 229L202 230V232H203V229L207 226L208 228H209V230H211L212 228H213V225H218V226H220L219 224H220V222L219 221H221V224L223 225V221H224V219H232V218H234L233 217V215L232 216H230V217H227V215L226 214H230V213H232V212H226L227 210H228V205H233L231 202H233V203H235V208H236V210L234 211L233 210V213L232 214H235L234 216L235 217H237V220H236V218H235V220L236 221H238V219L241 221V222H243V224L245 223V221H246V223L245 224H247V220H249L250 219V222H251V220H252V222L253 223H250V224H253V225H251V227H253V229L251 230V227L250 228H248V226H249V223H248V226L247 227H245L246 229H244V230H241L240 228L241 227H238V229H240L239 231H241L240 233H242V235H240V236H242V238H243V234H246L247 233V231H248V229H250L251 231H250V234L248 233L247 235L249 236V238H248V236L247 235H245L244 237H246L247 236V238L246 239H250V237H251V239L250 240H247V242H246V240H241L242 238L239 236V237H237V236H235V232H237V229H234L235 231H234V234L232 233V230H233V228H235L234 226L237 224V223H240V221H238L236 224H232V223H229V224H232V225H234V226H232L231 225V227H233V228H230V229H232V230H230L229 229V227H227V226H222V227H218V226H214V228H216V227H218L217 228V230H216V232L219 230V231H221V228H223V230H225V231H221L220 232V235L222 234V232H223V234H224V236H222L221 238L223 239H225L226 238V240L229 242L228 244H227V247L223 244V243H225V242H223V240L220 238V236L219 237H213V235L215 234V232H214V234H212V230L210 231L211 232V238H209V237H207V235L206 234H204V233H207L209 230H208V228L205 230L204 229V232H203V235H205L204 237H203V235H201V236H199L200 238H202L203 237V240H205V242L206 243H208V241L210 240V242L212 241V244L213 245H211L210 246V248H212V246H218V244L220 243V241L218 242V244H216V245H214V241H216L218 238L219 239H221L222 241V243L220 244V246H221V248H222V246L224 245L225 247H223V248H227V249H229V250H227V252H226V250L225 249H223V251H224V253H227L228 255H235V258L236 257H238V259H242V260H244V259H246V258H248V257H250L251 258V260H250V258L249 259H246L249 263H252V262H250V261H253V259L254 258H260L261 259V257H262V259L264 260V256H262L263 254H264V252L262 253V255H261V249H264V226H262V223L264 222L263 220V218H264V143L263 142H261ZM100 142V143H99ZM119 142V143H118ZM125 142V143H124ZM163 142V143H164ZM254 142V141H253ZM254 142V143H255ZM106 145L107 144V146H109V149L107 148V151H106V154H103V155H100L101 153L100 152H102V149L101 148H103L104 147V145ZM131 145L130 147H129V145ZM131 143V144H130ZM154 143V142H153ZM231 143V142H230ZM252 143V142H251ZM255 143V144H256ZM101 144L103 145V146H101ZM116 144V145H115ZM120 146H122V147H120ZM127 144V145H126ZM160 144V143H159ZM168 144V145H167ZM242 144V145H241ZM124 145V146H123ZM125 145H126V147L127 148H129L128 150H129V152L127 151V148L125 147ZM137 145V146H136ZM163 146H164V144H162ZM162 145H161V147H162ZM169 145V146H170ZM99 146H100V148H99ZM110 146H111V148H110ZM114 146H116V147H114ZM136 146V147H135ZM140 146L143 148V150H141L140 149ZM153 146H154V148H153ZM164 146V147H165ZM216 146V145H215ZM214 145H213V147L212 148H216ZM228 146H230V147H228ZM233 146H235L236 147V149H235V147H234V149H232V147ZM260 146V147H259ZM120 147V149H118ZM125 147V148H124ZM132 147V148H131ZM219 147H217L216 149H218ZM262 147V148H261ZM122 148V149H121ZM136 148V152H135V149ZM138 148V149H137ZM146 148V149H147ZM156 148V149H155ZM158 148V149H157ZM165 148H167V147H165ZM230 148H231V150H232V153H230L229 151H230ZM256 148V149H255ZM259 148V149H258ZM261 148V149H260ZM104 149L106 150V147H104ZM155 151H154V150ZM199 149L201 150V152H199ZM100 150V151H99ZM104 150V151H105ZM132 150H134V152L135 153H138V155H136ZM154 151V154H155V152H156V160L157 159H162L161 158V156L162 155H165V154H168L170 157H167L166 155V157L167 158H165L164 159V157H163V159L165 160V162L163 161V160H160V162H157L158 164L160 163L161 165L158 167V168H155V169H153L152 170V172L154 173H152L153 174V176H152V179H154V180H149V179H151V175L149 176L150 178L149 179H147V178H145L147 181L149 180L150 182H149V184H151V185H149V184H147V186H145V185H143V184H146V183H144V178L143 177H146V174H144L145 172L144 171H146V169H143V165H145L146 164V162L143 164L142 162H140L141 160H142V158L144 159V161H147V163L150 161V157H149V159H146L145 160V157H148V156H152L153 158H155V156H153V155H151V153ZM235 150H238V152L241 154V155H243V156H241L240 154V156L242 157V158H240L239 157V159L237 158L236 159V157H238V153H235ZM242 150V149H241ZM245 150L247 151V152H245ZM263 151V152H261V153H259L258 151ZM169 151V150H168ZM191 151V152H190ZM198 151V152H197ZM219 151L217 152V154L219 153ZM113 152V153H112ZM124 152V153H123ZM126 152H127V156H129V157H127L126 156ZM130 152H133V153H130ZM180 152V151H179ZM178 152V153H179ZM223 152L226 154H223ZM237 152V151H236ZM252 152H253V154H252ZM259 154H258V153ZM103 153V152H102ZM105 153V152H104ZM157 153H163V154H160V156L159 155H157ZM171 153V152H170ZM198 153V154H197ZM246 153H248V155L249 156H251V157H249ZM129 154V155H128ZM132 154H133V156H137L135 159L133 158V156H132ZM216 154V155H217ZM225 155V159L223 160V159H221L222 157H223V155ZM234 154H236V155H234ZM245 154V155H244ZM254 154H255V156H254ZM188 155V154H187ZM209 155V156H208ZM131 156V157H130ZM139 156V157H138ZM191 156V155H190ZM220 156V160L222 161L223 160V162L224 163H222L220 160H219V158L218 159H216L215 160V158H217V157H219ZM222 156V157H221ZM226 156L227 157H229L230 159H231V157L233 156H235L234 158L236 159V161H233L232 159H233V157H232V161L230 162V160H229V158H227L228 160H227V162H226ZM248 156V157H247ZM260 156V157H259ZM262 156V157H261ZM141 157V158H140ZM151 157V158H152ZM158 157V158H157ZM94 160H92V159ZM137 158H139L138 160V162L136 163L135 162V160L137 159ZM173 158V157H172ZM249 158V159H248ZM255 160H254V159ZM152 160V159H151ZM154 160L155 159H153V161H151L152 162V164H150V166L151 165H153V163L155 164V162H156V160H155V162H154ZM129 161V162H128ZM166 164H164L163 162ZM199 161V160H198ZM197 161V162H198ZM201 161V160H200ZM216 161V162H215ZM220 161V162H219ZM239 161V162H238ZM254 161V164H252V162ZM167 162V163H166ZM197 162H196V164H197ZM213 162H215L214 164H213ZM237 162V163H236ZM244 164H243V163ZM255 162H256V164H255ZM95 163V164H94ZM136 163V164H135ZM139 163V164H138ZM141 163V164H140ZM163 163V164H162ZM199 163V162H198ZM201 164L200 165H202V162H200ZM233 163H235V164H233ZM243 164L245 167H241L242 165H240V164ZM247 163V164H246ZM251 163V165L249 166V164ZM157 164V165H158ZM171 164L173 165V163L170 161V163H169V166H171ZM217 165V169H216V166L213 168L212 166L213 165ZM236 164H239V165H237L236 166ZM93 165V166H92ZM142 165V166H141ZM200 165H198V166H200ZM228 165H231V166H233L234 165V168H232V169H234L235 170V167H237V168H240L241 170H243V171H238L237 170V168H236V170L235 171H238V173L237 172H235V174L237 175V177L235 178L234 177V175L232 176V175H230L229 174V172L230 173H232V172H234V170L233 171H231L230 170V168H231V166L228 168ZM249 166V168H248V166ZM256 165H259V166H256ZM261 165V166H260ZM145 166H147V164L145 165ZM149 166V165H148ZM149 166V167H150ZM198 166H197V169H192L193 171V173L196 171L197 172V170L199 171V169H203V166H200L201 168H198ZM227 166V168H225ZM240 166V167H239ZM246 166H247V169H245L246 168ZM252 166V167H251ZM253 166H255V167H253ZM153 167H154V165H153ZM152 166L150 167V169L151 168H153ZM155 167H156V165H155ZM257 167H259L260 169L258 170L257 169ZM145 168V167H144ZM147 168V167H146ZM162 168H163V166H162ZM195 168V167H194ZM204 168H205V165H204ZM224 168H225V170L226 169H228L229 170V172H228V177H227V171H225L224 170ZM252 168H254V169H252ZM149 169V171L151 172V170ZM164 169V168H163ZM161 170V171H164V170ZM165 169V170H166ZM250 169L251 170H253V172H254V174H253V172L251 171L250 172ZM257 169V170H256ZM110 170V173L108 172ZM144 170V171H143ZM147 170H148V168H147ZM220 170V169H219ZM247 170V171H246ZM143 171V172H142ZM201 171V170H200ZM197 172L196 173V176H201L200 175V173L201 172ZM107 172V173H106ZM148 171H146V173H147ZM150 172H149V174H150ZM159 172V171H158ZM207 172L209 173V171L207 170ZM225 172V174H223ZM214 174L213 175V177H212V174ZM249 173H251V175L249 174ZM141 174V175H140ZM149 174H147V177H148V175ZM157 174V173H156ZM168 174H170V173H168ZM199 174V175H198ZM233 174V173H232ZM246 174V175H245ZM253 174V175H252ZM104 175V176H103ZM109 175V176H108ZM132 175V178L130 177ZM143 175V176H142ZM145 175V176H144ZM226 175V176H225ZM256 175V176H255ZM95 176H96V178L98 179H95ZM108 176V177H107ZM133 176H135V178L133 177ZM139 176H141V177H139ZM241 176V177H240ZM248 176V177H247ZM250 176V177H249ZM254 176V177H253ZM162 178H163V176H161ZM198 177H196V184H199V181H201V179L200 178H198ZM232 177H234V178H232ZM104 178V179H103ZM127 180H125V179ZM140 178L142 179L141 181H143V182H141V184L139 183V184H137L138 183V181L140 180ZM172 178H173V175H172ZM210 178H208V180L210 179ZM229 178V180H227ZM231 178V179H230ZM238 178H240V180L238 179ZM244 178V179H243ZM250 178V179H249ZM92 179V180H91ZM133 179H134V181H133ZM164 179V180H165ZM170 179V180H169ZM214 179H215V181H214ZM226 179V180H225ZM249 179V180H248ZM109 182H108V181ZM122 180V181H121ZM173 180H174V178H173ZM236 180H239V181H236ZM257 180V181H256ZM91 181V182H90ZM96 181V182H95ZM133 181V182H132ZM175 181V180H174ZM212 181V182H211ZM232 181H233V183H232ZM236 181V182H235ZM113 182H115V183H113ZM129 182H131L130 184H128ZM140 182V181H139ZM260 182V183H259ZM102 183H104V184H102ZM113 183V184H112ZM118 183V184H117ZM122 183H124L123 185H122ZM133 183H134V185H135V183L137 184V185H139V186H137V188H138V190L136 189V186H133ZM161 184V186L160 185H156L155 187L158 189V187L159 188H161L160 190H162V192L161 191H159L158 192V190H156V188L155 187H153L155 184ZM212 183V184H211ZM230 183L231 184H233L232 185V187L230 188L229 187V185H230ZM93 184H94V186H93ZM98 184V185H97ZM109 184V185H108ZM115 184V185H114ZM172 184V185H171ZM67 185V186H66ZM69 185V186H68ZM83 185V186H82ZM117 185V186H116ZM131 187H130V186ZM195 185V184H194ZM226 185V186H225ZM235 185V186H234ZM262 185V186H261ZM82 186V187H81ZM106 186V187H105ZM114 186H116V187H114ZM118 186H120V187H118ZM231 186V185H230ZM235 187V189H233L234 187ZM250 186V187H249ZM261 186V187H260ZM67 187V188H66ZM111 187V188H110ZM127 187V188H126ZM129 187V188H128ZM133 187H135V191L133 190L134 188ZM169 187V188H168ZM172 187H173V189H174V191L173 190H170V189H172ZM197 187V186H196ZM65 188H66V190H65ZM80 188V189H79ZM114 188V189H113ZM117 188V189H116ZM121 188V189H120ZM130 188H132L131 190V193L129 192V190H130ZM214 188H216V187H214ZM226 188V189H225ZM246 188H247V190H246ZM76 189H78V190H76ZM99 189H103L101 192H100V190ZM107 189V190H106ZM119 189H120V191H119ZM129 189V190H128ZM177 189V188H176ZM210 189V192L212 191ZM228 189V190H227ZM258 190V193L256 194V195H252V196H250L252 199H254V200H251V199H249L248 197L249 196H247L246 194L251 190V191H253V190ZM65 190V191H64ZM141 190V191H140ZM207 190H208V193L210 194V192H209V186L207 187ZM216 190V189H215ZM214 189H213V191H215ZM64 191V192H63ZM123 191V192H122ZM133 191H134V194L135 195H133ZM145 191V192H144ZM213 191H212V194H215V193H218V192H215V193H213ZM64 193L63 195V201L61 202V200H62V198L60 197L61 196V193ZM80 192V193H79ZM105 192V193H104ZM108 192H110L111 194L110 195H112V196H114V198L112 197V196H107V194L109 195V193ZM141 192V193H140ZM157 192H158V194H157ZM171 192V193H170ZM173 192V193H172ZM240 192V193H239ZM255 191H253L252 193H254ZM78 193H79V195H78ZM125 193V194H124ZM156 193V194H155ZM165 193V194H164ZM175 193V197H173V194ZM223 193H226L227 194V196H226V194L225 195H223ZM68 194V198H66L67 195ZM116 194V195H115ZM139 194V195H138ZM163 194V195H162ZM166 194H168V195H166ZM172 194V195H171ZM178 194V195H177ZM240 194V195H239ZM245 194V195H244ZM248 194H250V193H248ZM58 195H60V196H58ZM97 195H98V197L100 198H98L97 197ZM158 197H157V196ZM171 196V198H173V199H171L170 198V196ZM241 195H243V197L245 198L246 196H247V198L250 200L249 202H251L252 203V201H254L253 203H254V206H252L253 205V203L252 204H248L250 207H252V208H250L248 205H247V201H246V198H245V200H244V198H242V200L240 199L239 201L241 202V205L242 206H240V202L239 203H237V200L239 199V197L241 196ZM251 195V194H250ZM66 196V197H65ZM76 196V197H75ZM88 196V197H87ZM116 196H118V197H116ZM132 196V199H135L136 198V200H133L132 202L130 201V197ZM143 196H145V197H143ZM150 196V197H149ZM160 196V197H159ZM162 196V197H161ZM234 196V197H233ZM257 196V197H256ZM58 197L59 198H61V200L60 199H58ZM112 199H111V198ZM134 197V198H133ZM220 197H221V195H220ZM226 197V198H225ZM233 197V198H232ZM236 197V198H235ZM242 197V196H241ZM240 197V198H241ZM99 200H98V199ZM103 198V199H102ZM107 198H110L109 199V201H108V199ZM116 198H117V200H116ZM121 198V199H120ZM71 199V200H70ZM105 199V200H104ZM106 199H107V201L108 202H110V200H111V203H113V205H114V208H115V205H117V204H119V206L117 205L116 207L118 208V211H119V208H120V206H122L123 207V205L122 204H124L125 203V205L127 204V205H129L128 207H127V205L124 207V208H127V209H125V211L124 210H122L123 208L121 207V210H120V212H117V210L115 211L116 213H111L112 212V210H109V211H111L110 213H109V211H104V210H106V208H108L110 205H112L111 203H110V205L109 204H106L107 203V201H106ZM119 199V200H118ZM138 199H139V201H138ZM190 199V200H189ZM256 199L258 200V201H256ZM261 199V200H260ZM57 200V201H56ZM104 200V201H103ZM126 200H129V202L127 201V203H126ZM154 200V201H153ZM227 200V201H226ZM232 200H234V201H232ZM70 201V202H69ZM102 203H101V202ZM113 201V202H112ZM125 201V202H124ZM147 201V202H146ZM149 201H151V202H149ZM178 201H180L179 199H178ZM242 201H244V202H242ZM263 201V202H262ZM59 202H61V204H62V206H61V204L59 203ZM69 202V204L67 205V203ZM132 203V204H128V203ZM135 202H137V204H138V206H137V204H135ZM191 202V203H192ZM215 202H216V205H215ZM246 202V203H245ZM258 202V203H257ZM114 203H117V204H114ZM120 203H121V205H120ZM225 203V204H224ZM227 203H228V205H227ZM231 203V204H230ZM58 204V205H57ZM72 204V205H71ZM74 204H75V206H74ZM76 204H77V206H76ZM150 204V205H149ZM189 204V203H188ZM236 204H238L237 206L238 207H236ZM243 204H245V206L247 207H243ZM260 204V205H259ZM65 205V206H64ZM72 207H71V206ZM107 205H109L108 207H106ZM131 205V206H130ZM148 205V206H147ZM178 205V206H177ZM187 205V204H186ZM209 205V204H208ZM223 205H225L224 207H225V209H227L226 211H224V214H225V212H226V214L225 215H223L222 213H221V211H219V210H222L223 211V209H224V207H222V209L220 208L221 206H223ZM256 205H257V207L260 209V211H256V209L255 210H253L255 207H256ZM60 206V207H59ZM105 206V207H104ZM203 206H204V208H203ZM212 206H213V208H212ZM216 206V207H215ZM219 206V207H218ZM229 206V207H230ZM233 206H231V207H233ZM62 207V208H61ZM65 207V208H64ZM75 207V208H74ZM100 207V208H99ZM138 207V208H137ZM234 207L233 208H231V209H229V210H231L232 211V209H234ZM240 207V208H239ZM60 208L62 209V210H60ZM66 208H68V210L66 209ZM70 208V209H69ZM71 208H73V209H71ZM77 208V209H76ZM116 208V209H117ZM132 208V209H131ZM134 208H136V209H134ZM177 208V209H176ZM201 208H203L202 210H201ZM244 208V209H243ZM65 211H64V210ZM75 209V210H74ZM109 209V208H108ZM110 209H111V207H110ZM113 209V208H112ZM198 209H199V211H198ZM212 209H215L214 210V214L218 217L217 219H215V215L214 214H212L211 215V212L213 213V210ZM219 209V210H218ZM224 209V210H225ZM247 209H249V210H247ZM262 209H263V212H262ZM114 210L115 209H113V212H114ZM132 210V211H131ZM185 210V209H184ZM194 210V211H193ZM205 210V211H206ZM219 211V212H217V213H215V211ZM134 211V212H133ZM135 211H137L138 213H136ZM175 213V212H177L178 214V216L177 215H175V216H177V217H175L176 219H172V218H170V220L169 221H167L168 220V218L169 217H174V214H173V212ZM211 211V212H210ZM66 212V213H65ZM126 212V213H125ZM128 212V213H127ZM107 215H106V214ZM125 213V214H124ZM136 213V215L137 214H139V215H137V220L139 221V222H141V220H142V225H144L145 226V228L146 227H158L159 229H160V227H161V229L159 230V229H157L156 228V231L154 230L155 229V227H154V229H151L150 228V230H154V233L152 232V231H149V229L148 228H142L140 225V223H139V225L137 224L138 223V221L136 220L135 221V219H136V216H134V214ZM156 213H157V215H156ZM206 213H210L209 215L207 214V215H205ZM219 213H221V214H219ZM242 213V214H241ZM261 213V214H260ZM2 214V215H1ZM59 214V215H58ZM62 214V215H61ZM100 214V215H99ZM105 214V215H104ZM127 214H128V218H127ZM218 214L219 215H222L223 217L221 218V216L219 217L218 216ZM228 214V215H229ZM240 214V215H239ZM53 215H55L54 217H53ZM60 215H61V217H60ZM102 215V216H101ZM109 215H110V217H109ZM130 215L132 216L131 218H130ZM155 215V216H154ZM160 215H162L161 217H163L164 219H160ZM211 215V216H210ZM258 216V217H260L259 219H260V222L259 221H256V220H259V219H256L257 217L256 216ZM106 218H105V217ZM111 216H113L114 217V219H113V221L115 222V219H116V217H117V219L118 218H122V219H119V222H120V225H121V223L123 222V220H127V222L126 223H130L129 225H131L132 226V224H134L133 225V227H129L128 225H126L125 224V222H124V224L123 225H125V227H123V229H121V227L122 226H119V228L117 229V227L118 226H116L117 225V223H118V225H119V222H112V219H111ZM165 216V217H164ZM169 216V217H168ZM183 216V215H182ZM209 216L210 217H212L211 218V221H210V219H209ZM224 216L226 217V218H224ZM248 217V218H246V217ZM254 216V217H253ZM263 216V217H262ZM31 217H34V218H32L31 219ZM58 217H59V220H58ZM101 217V218H100ZM109 217V219H107ZM112 217V218H113ZM140 217V218H139ZM166 217H167V219H166ZM185 217V216H184ZM183 217V218H184ZM187 217H185V218H187ZM232 217V218H231ZM245 217V218H244ZM250 217V218H249ZM261 217H262V219H261ZM3 218H4V221L6 222V224H5V222H3ZM28 218H29V220H28ZM36 218V220L35 221H33L34 219ZM53 218H55V219H53ZM86 218V219H85ZM102 218H104V221H101V219ZM127 218V219H126ZM133 218H135V219H133ZM179 218H182V217H179ZM187 218V219H188ZM242 218V219H241ZM82 219H84V220H82ZM96 219V220H95ZM105 219H107L106 221H105ZM111 219V220H110ZM128 219H130V220H128ZM208 219V220H207ZM213 219V220H212ZM223 221H222V220ZM244 219V220H243ZM253 219H255V220H253ZM28 220V221H27ZM45 220H47V222H48V224L46 223V221ZM58 220V223L56 222ZM93 220V221H92ZM95 220V221H94ZM103 220V219H102ZM131 220H133L134 221V223H133V221H131ZM158 220V221H157ZM162 220V221H161ZM165 220V221H164ZM185 220V222H183V220L181 219L180 220V222H179V230H178V232H182L183 234H181V237L184 235V232L183 231H186V229L185 228H187L188 229V227H189V225H188V227H187V225H186V227H185V224L187 223V221H186V219H184ZM217 220V223H219V224H216V221ZM233 220V219H232ZM234 220V223L236 222ZM10 221V222H9ZM25 221V222H24ZM38 221H40V222H38ZM108 221H111V222H108ZM118 221V220H117ZM160 221L161 222H165V224H166V221L167 222H170V225H167V226H171V228H176V230L174 229L173 230V232H171V228L170 227H167L166 225H164L163 223V226H160L159 225V223H160ZM179 221V220H178ZM261 221H263L262 223H261ZM32 222H33V224H32ZM34 222H36V223H34ZM38 222V223H37ZM55 224H54V223ZM107 222V223H106ZM131 222H132V224H131ZM150 222H152V223H150ZM192 222H193V224H192ZM209 222H213L212 223V225H211V223H209ZM223 222V223H222ZM225 222H226V220H225ZM230 222V221H229ZM231 222H233V221H231ZM255 222L257 223V224H259V225H255ZM4 223V224H3ZM7 223H11V225H12V227H10L11 225H7ZM25 223V224H24ZM29 223V224H28ZM44 224V226H43V224ZM45 223H46V225H45ZM66 223V224H65ZM84 223V224H83ZM102 223V224H101ZM112 223H114V224H112ZM176 224H177V222H175ZM180 223H182V224H180ZM208 223V224H207ZM215 223V224H214ZM23 224H24V226H23ZM27 224V225H26ZM36 224H37V226H36ZM58 224V225H57ZM64 224V225H63ZM92 224V225H91ZM93 224H94V226H93ZM107 224V225H106ZM154 224V225H153ZM160 226H158V225ZM201 224H202V226H201ZM225 224H228V222H226ZM243 224H242V226H243ZM264 224V223H263ZM42 225V226H41ZM110 225H112V227H110ZM139 227H138V226ZM181 225H183L184 227H182V228H184V229H182L181 228ZM209 225H211L212 226V228H211V226H209ZM239 225V224H238ZM237 225V226H238ZM3 226V227H2ZM37 227V229L35 228L34 229V227ZM57 226V227H56ZM67 226H68V229H66L67 228ZM107 228L108 226V228L106 229L105 227ZM137 226V227H136ZM195 226H196V229H194L195 228ZM205 226V227H204ZM237 226H236V228H237ZM241 226V225H240ZM26 227H27V229H28V231H30V232H32V228L35 230V231H37L38 233L37 234H39L40 232H41V230H40V232H39V229H42L43 230V236H41V233L39 234V236L37 235V238H33V237H30V238H28L30 235L29 234H31L30 232H28L27 230H25L26 229ZM28 227H30V228H28ZM66 227V228H65ZM94 227V228H93ZM116 227V228H115ZM138 228V230H134V228ZM244 227V226H243ZM259 227V228H258ZM4 228V229H3ZM65 228V229H64ZM89 228H91V229H89ZM98 228V229H97ZM125 228V229H124ZM129 230H128V229ZM132 228V229H131ZM135 228V229H136ZM141 228V230L143 231V233H145V234H143L142 233V231H141V233L139 232V229ZM164 228V229H163ZM181 228V229H180ZM203 228V229H202ZM67 232L68 230H69V233L67 232V233H65V231ZM97 229V230H96ZM114 231H113V230ZM133 230V231H137L136 232V235L137 236H135L134 234H135V232H133L132 233V231L131 230ZM170 229V230H169ZM227 229H229V231H231V233L233 234V236H231V235H229V234H231ZM243 229V228H242ZM11 230V231H10ZM12 230H13V232H12ZM14 230H15V232H14ZM34 230H33V234H35L34 233ZM47 230V231H46ZM51 230V231H50ZM106 230V231H105ZM118 230V231H117ZM124 230V231H123ZM163 230V231H162ZM189 230V231H190ZM208 230V231H207ZM214 230V229H213ZM25 231V232H24ZM48 234V236L49 235H52V234H55L54 236L55 237H57V238H55V237H52L51 238V240H53V243L51 242V245H50V247H49V249H47V247L48 246H43V245H47V241L45 240V238L46 239H48V238H50V237H46V236H44V235H47L45 232ZM54 231V232H53ZM113 231V232H112ZM131 231V233L134 235H132L131 233H129ZM192 231H190V232H192ZM254 231H255V233H254ZM10 232V233H9ZM28 232V233H27ZM50 232H51V234H50ZM77 232V233H76ZM109 232V233H108ZM111 232H112V234H111ZM169 232V233H168ZM171 232V233H170ZM177 232V233H178ZM225 232L227 233V232H229L227 235L225 234ZM70 233H71V235H70ZM113 233H115V234H113ZM122 233V234H121ZM138 233H140L142 236H140V234H138ZM166 233V234H165ZM173 233H175V235L176 236H172L171 234H173ZM193 233V232H192ZM191 233V235H193ZM209 233V232H208ZM219 233V232H218ZM259 233V234H258ZM32 234V235H33ZM61 236H60V235ZM74 234H76L77 235V237H76V235H74ZM109 234V235H108ZM167 234L169 235L170 234V236H172L173 237V239L172 238H169L170 236H167ZM186 234L188 235V233L186 232ZM196 234V233H195ZM202 234V233H201ZM28 235V236H27ZM31 235V236H32ZM67 235V236H66ZM79 235V236H78ZM112 235V236H111ZM174 235V234H173ZM187 235H184V237H186ZM190 235V234H189ZM197 235H199V234H197ZM208 235H210V233L208 234ZM255 235V236H254ZM65 236V237H64ZM70 236V237H69ZM108 236V238L110 237V239H108V238H106ZM114 236V237H113ZM125 238H127L128 239V241L127 242H129V243H131L132 244V241H133V243H134V241H136L137 240V238H138V241H136L137 243L140 241V246L138 245V247H137V245H136V243L135 244H132V246H134V245H136V246H134V247H132V249L131 248H127V249H129V251L126 249V246H125V243H123L122 241H123V238L124 237ZM138 236H140V237H138ZM148 236V237H147ZM151 236V238H149ZM165 236H166V238L168 237V239H170V240H168V239H166L165 238ZM217 236V235H216ZM235 236V237H234ZM256 236H259V237H261V238H258V237H256ZM263 236V237H262ZM34 237H36V236H34ZM38 237H39V239H38ZM44 237V238H43ZM60 237H62V238H60ZM112 237V238H111ZM135 237V238H134ZM159 237V238H158ZM161 237V238H160ZM164 237V238H163ZM190 237H192V236H189V238H188V240H187V237H186V239L185 238H183V241L181 240V238H179L178 240L179 241H182L181 243H182V245H184L183 244V242H184V239L186 240V241H188V242H190L192 239L195 241L196 240V242L197 241H199V239H194L193 237H192V239L190 240ZM236 237H237V245H236V247L234 248H232V250H231V245H229V244H232V243H230V241L231 242H233V241H235L236 240ZM31 238H33L32 240L34 241H30L29 239H31ZM74 238V239H73ZM116 238V239H115ZM158 238V239H157ZM162 238L164 239V240H162ZM208 238V239H207ZM215 238H216V240H215ZM239 238H241L240 240H239ZM260 239V240H257V239ZM24 239V240H23ZM42 239H43V243H42ZM71 239H73L74 241H72L71 242ZM108 239V240H107ZM13 240V242L11 243V241ZM39 240H41V241H39ZM44 240H45V242H44ZM65 240H66V242H65ZM67 240H68V242L70 241V243H72V244H70V243H68V246H69V244L70 245H72V246H69V247H72V249L74 248V250L72 251L71 249H69V251H66L65 249H67L68 250V246H67V244H65V243H67ZM107 240V241H106ZM117 240V241H116ZM146 240V241H145ZM160 240H161V242H160ZM192 240V241H193ZM202 239H200V241H201ZM202 240V241H203ZM225 240V241H226ZM255 242H254V241ZM257 240V241H256ZM16 241V242H15ZM26 243H25V242ZM38 241V242H37ZM63 241V242H62ZM109 241V242H108ZM111 241V242H110ZM115 241L117 242L116 243V245H115ZM125 241V240H124ZM150 241V242H149ZM156 241V242H155ZM185 241V242H186ZM193 241V242H194ZM226 241V242H227ZM245 241V242H244ZM261 241V244L259 243ZM55 242V243H54ZM60 242V243H59ZM61 242H62V245L60 246L59 244H61ZM106 242H107V244H108V246L106 245ZM120 242V243H119ZM126 242V243H127ZM149 242V243H148ZM155 244H154V243ZM184 242V243H185ZM193 242H191V244H189V245H195ZM195 242V243H196ZM216 242V243H217ZM15 243V244H14ZM16 243H17V245H16ZM18 243H19V245H18ZM27 244V245H25V244ZM45 243V244H44ZM64 243V244H63ZM83 243H84V245H83ZM114 243V244H113ZM143 243V244H142ZM153 243V244H152ZM163 244V245H160V244ZM171 243V244H172ZM180 243V242H179ZM193 243V244H192ZM201 243L203 244V245H201ZM200 244H197L196 246L198 247L199 245H201V246H199L200 248L198 249L197 247H191V249H190V247L188 246H186V245H184V247L187 249L186 251H188L187 253H182L183 254V257L185 258V256H187V257H189V258H186V259H188V260H190V258H193V256H197L195 253H193L192 255H191V253L190 254H188L189 252H190V250L191 251H193V250H195L196 249V251L197 250H200L201 251V249L204 247V244L207 246L208 244H206V243H204V241L203 242H201ZM239 243H240V245H241V243H243L244 245L246 244H249V247H250V250L251 251H256V252H258L259 253V256H256L258 253H256V255H252L254 252H252L251 253V251L250 250H248L247 251V256L245 255V253L244 252H241L242 254H243V256L241 255V254H239L238 252L237 253H235L236 251H237V247H239ZM12 244H13V247H12ZM48 244H50L49 242H48ZM53 244V245H52ZM74 244V245H73ZM112 244V245H111ZM122 244H124V246H123V248L125 247V249L127 250V252L128 253H130V255H128V253L126 252L125 254H123L124 253V251L122 250L123 248H122ZM128 244V243H127ZM126 244V245H127ZM159 244V245H158ZM186 244L188 245V243L186 242ZM241 245V247H244L245 248V246L244 245ZM24 245V246H23ZM57 245V244H56ZM67 246L68 248H64V246ZM106 245V246H105ZM111 245V246H110ZM129 245V244H128ZM127 245V246H128ZM165 245H164V248H165ZM180 245V244H179ZM179 245L177 244V246L179 247ZM182 245H180V247L182 246ZM232 245H234V244H232ZM257 247H256V246ZM14 246L16 247V248H14ZM103 246V247H102ZM111 248H110V247ZM115 246H117V247H115ZM161 246V247H160ZM172 246H175V244H173V245H170V246H168L169 247V249L172 247ZM176 246V247H177ZM203 246V247H202ZM216 246V247H217ZM220 246H218V248H215V249H210V250H208V251H210L209 252V255L207 254H205L204 255V257L203 258H205L204 259V262H201V261H199L197 264H207V262H208V260H210L209 261V263L208 264H213V263H215L216 261V264H224V263H227L226 261L227 260H229L228 258H230V256H228L227 254L225 255V254H219L221 251H215V250H217V249H221V248H219ZM248 246V245H247ZM246 246V247H247ZM253 248H255V249H253L252 250V247ZM20 247V248H19ZM37 247V249H35ZM40 247V248H39ZM61 247H63V251H60L61 249ZM130 247H131V245H130ZM158 247H160V248H158ZM175 247V248H176ZM177 247V249H175V251L174 252H176V254L175 255H177V250L178 251H180L179 250V248ZM241 247H240V249H241ZM15 250H14V249ZM17 248H18V251H17ZM22 248V249H21ZM24 248V249H23ZM82 248V249H81ZM105 248H107V250H105ZM116 248V249H115ZM157 250H159V251H156V249ZM189 248V249H188ZM206 248H208V247H204L202 250H204L205 249V252H206ZM20 249V250H19ZM28 249H31V250H28ZM33 249L34 250H36V251H33ZM40 249V250H39ZM79 249V250H78ZM102 249V250H101ZM140 249V250H139ZM147 249H148V251H147ZM163 249V248H162ZM165 249H168L167 247L165 248ZM169 249L168 250H165V251H167V252H171V251H169ZM172 249H174V248H172ZM171 249V250H172ZM182 249V248H181ZM193 249V250H192ZM209 249V248H208ZM247 249H248V247H247ZM12 250V251H11ZM84 250V251H83ZM119 250V251H118ZM138 250L140 251V252H138ZM142 250H146L145 252L143 251L142 252ZM150 250H151V253H150ZM183 250V249H182ZM181 250V251H182ZM235 250V252H233ZM242 250V249H241ZM244 250V249H243ZM260 252H259V251ZM16 251V252H15ZM24 251V252H23ZM27 252V255H25L26 254V252ZM30 251H31V253H30ZM49 251V252H48ZM101 251V252H100ZM110 251V252H109ZM132 251H133V253H134V256H133V253H132ZM164 251V249L161 251V254H162V256H165V255H163L164 253H166ZM181 251L179 252V253H181ZM200 251H198V252H200ZM207 251V252H208ZM239 251V250H238ZM245 251V250H244ZM15 252V253H14ZM20 252V253H19ZM23 252V253H22ZM50 252H51V254H50ZM65 252V253H64ZM68 252V253H67ZM69 252H71L70 254H69ZM78 252V253H77ZM81 252V253H80ZM95 252H96V254H95ZM116 254H115V253ZM138 252V253H137ZM159 252V253H158ZM164 252V253H163ZM198 252H197V254H198ZM204 252V251H203ZM202 251H201V253H199V254H201V255H203L202 253H203ZM215 252V253H214ZM217 252V253H216ZM10 253V254H9ZM17 253V254H16ZM18 253H19V256L20 255H22V254H24V256H26L25 257V259L23 260V257H19L18 256ZM28 253H30L29 255H28ZM33 253V258H32V256H31V254ZM56 253V254H57ZM73 253V254H72ZM80 253V255H78ZM84 253V254H83ZM101 253V254H100ZM113 253V254H112ZM137 253V254H136ZM143 253H144V255H143ZM178 253V254H179ZM213 253H214V255H213ZM221 253H223V252H221ZM249 253H250V255H249ZM69 254V255H68ZM99 254V255H98ZM119 254V255H118ZM139 254H142V255H139ZM147 254V255H146ZM161 254L159 255V256H161ZM168 254V253H167ZM170 254V257H172V259L170 258V262L173 260V259H175V260H178V264H180V261H181V259H178V258H181V256H182V254L179 256V257H176V256H174L175 258H173V255H172V253H169ZM169 254H168V256H169ZM215 254H216V256H215ZM255 254V253H254ZM12 255V256H11ZM13 255H15V257L13 256ZM44 255V256H45ZM67 255L68 256H70V257H72L70 260H69V258H67ZM113 255V256H112ZM124 255V256H123ZM157 255V256H158ZM172 255V256H171ZM210 255H212V258H210L211 256ZM226 257H225V256ZM241 255V256H240ZM10 256V259L8 258ZM28 256H30L29 258H31V259H29L27 262H25L27 259V257ZM37 256V257H38ZM41 256H43V255H41ZM78 256V257H77ZM84 256V257H83ZM97 256V257H96ZM99 256H100V258H99ZM116 256V257H115ZM118 256V257H117ZM121 256V257H120ZM126 256V257H125ZM161 256V257H162ZM208 256H210L209 257V259H207V257ZM217 256H219V258L217 259V258H215V257H217ZM256 256V257H255ZM12 257H14V259L12 258ZM46 258H47V260L49 261V259H48V257L47 256H45ZM52 257L50 258V261L52 260V262H53V260L55 261L54 262V264L56 263V259L54 258V259H52ZM75 257V258H74ZM81 257H83L85 260H83V258H81ZM108 257V258H107ZM111 257V258H110ZM182 257V258H183ZM215 258V260H214V258ZM222 257V258H221ZM254 257V258H253ZM20 260H19V259ZM22 258V259H21ZM112 259V260H110V259ZM151 258V259H152ZM167 258V255L165 256V259ZM169 258L167 259V260H169ZM183 258V259H184ZM231 258H234L233 256L231 257ZM230 258V261L232 260ZM9 259V260H8ZM16 259H17V261H16ZM34 259V260H33ZM40 261H39V260ZM73 259H75V260H73ZM96 259H98V260H103L104 262H101V261H98V260H96ZM115 259H117V260H115ZM132 261H131V260ZM158 259V260H157ZM186 259L184 260V261H186ZM206 259H207V262H206ZM214 260L213 261V263H212V260ZM238 259H236L237 261H241V259L240 260H238ZM261 259V260H262ZM13 260V261H12ZM15 260V261H14ZM22 260V261H21ZM37 260V261H36ZM42 260H44V262L42 263V264H47L48 263V261L45 263V259L43 258ZM73 260V261H72ZM82 260V261H81ZM118 260H121V262L119 261V263H118ZM167 260H166V262H167ZM175 260H173V262L175 263ZM188 260L186 261V262H188ZM201 260H203V259H201ZM224 260H226V261H224ZM255 260V262H253V264L255 263H258L260 260H257V259H254ZM34 261V262H33ZM39 261V262H38ZM114 261H117V262H115L114 263ZM139 261V262H138ZM183 261V260H182ZM181 261V262H182ZM219 261H221V262H219ZM237 261H235V262H237ZM3 262H5V263H3ZM16 262V263H15ZM19 262V263H18ZM58 262V261H57ZM76 262V263H75ZM80 262V263H79ZM93 262V263H92ZM143 262V263H142ZM166 262H164V263H166ZM261 262V261H260ZM264 262V261H263ZM36 263V264H37ZM41 263V262H40ZM39 263V264H40ZM70 263V264H71ZM88 263V264H89ZM177 263V262H176ZM183 263V262H182ZM181 263V264H182ZM230 263H232V262H230ZM239 263H241V262H238V264ZM245 264H249V263H247V262H244ZM52 264V263H51ZM155 264V263H154ZM157 264V263H156ZM167 264H168V262H167ZM169 264H171V263H169ZM173 264V263H172ZM183 264H186V263H183ZM188 264V263H187ZM189 264H192V262H191V260H190V263ZM194 264V263H193ZM233 264V263H232ZM234 264H236V263H234ZM242 264H243V262H242ZM258 264H261V263H258ZM263 264V263H262Z\"/></svg>", "mask_w": 264, "mask_h": 264}, {"label": "bare ground", "instance_id": "2", "mask_svg": "<svg viewBox=\"0 0 264 264\" xmlns=\"http://www.w3.org/2000/svg\"><path fill=\"white\" fill-rule=\"evenodd\" d=\"M0 1H1V0H0ZM6 1H7V0H6ZM137 1H138V0H137ZM140 1H141V0H140ZM142 1H143V0H142ZM144 1H147V0H144ZM144 1H143V2H139V1H138V3H141L140 6L144 4ZM158 1H162V2H163V0H158ZM172 1H173V0H171L169 3H167L166 1H164V3L166 2V3H165V4H166V5H165V8H167V5L170 4V3H172ZM174 1H175V0H174ZM193 1H195V0H179V1H177V2H176V1L173 2L174 4H172V5H173L172 7H174V8H173L174 10H173L172 7H171V9H170V14H172V11H174V13L176 12V14L180 15L179 17H177V15H175V14H174L175 16L173 15L174 17H172V16L168 17V15H170L169 12H168L169 10L166 12L165 10H167V9H165L164 6H163V7L160 6V7L164 8L165 10L159 8V7L157 6L158 4H157V5L154 4V5H156V6L159 8L158 10H161V12H162V11H165V12L168 14V15L166 16V18H173V19L175 18V19H176V20H173V19H172V21H173L174 23H173V22L170 23V21H169L170 24H173V26H170V25L168 24V20L165 19V17H164V16H165V15H164L165 12L162 13V14L164 15L163 18L167 21L166 23H167L170 27H172L171 30H170V28L168 29L169 34H170V31H171V33H174L175 31H177V32H175V34H176V33L179 34V33H178V31H179L180 34L177 35V38H179V36H181V38H182V36L188 35L187 33H186V34H183V33H181V32L184 30V28L186 29V32H187V28H188L189 25H190V24H189V21H190V20H191L190 23H191L192 25L194 24V22L192 23V21H195V23H196V20H195V19H197V20L199 19L198 21H199L200 23L202 22V20H203V21H206V19L204 20V16L206 15L205 12L203 13V16H202L203 19H202V18H199L200 16H198V14L200 15V14H201L200 12H201L203 9H204V10L207 9V8L209 9V7L204 8V7L207 6L206 3H208V1H205V0H204L206 3H203V7H200V6H199V7H195L194 5H192V4L190 3V2H193ZM201 1H202V0H200V2H201ZM211 1L213 2L214 0H211ZM220 1H222V3L224 2L223 0H220ZM220 1H219V3H218V1H216V4H215V3H214V4L217 5V3H218L219 5H221L222 3H220ZM148 2H149V0H148L146 3H148ZM152 2H153V0H152ZM155 2H156V0H155ZM197 2H198V0H197ZM200 2H198V3H200ZM227 2H228V1H227ZM227 2L225 1V4H226ZM229 2H230V3L233 2L235 8L238 7V5H239L240 7H241V5H242V8H244V9L246 8V11H247V12H246L245 10L243 11L242 8H241L242 14H243V12H244V14L241 15V16H244V18L241 17V16L239 17V15H240L241 12L239 13V12L236 11V13H239V15L237 14L238 17H237V15H235V16H233V17L236 18V19L239 18V20H236L237 23L240 21V18H241V20H242V19H243V20H242L241 22H239L240 24H239V23L237 24V23H235V21H232V20L234 19V18H233V19H231V21H232L231 23H232V24L235 23L236 26H237V25L239 26V25H241L243 22H244V23H248V22L250 23V22H251L250 25H253V24H254V23H252V21H253V22L256 23L257 26H258V23H259V26H258V27L256 26L255 30L257 29V31H259V32L262 31V33L264 34V32H263V31H264V24H263V25L261 24V22H263V21H261V20H264V19L262 18V17H264V16H263V15H264V0H231V1H229ZM229 2H228V3H229ZM146 3H145V4H146ZM159 3H160V2H159ZM193 3H194V2H193ZM201 3H202V2H201ZM0 4H1V3H0ZM7 4H8V3H7ZM145 4H144V5H145ZM148 4H149V6H148V5H147V6H148L149 8H152V5H153V4H151V3H148ZM162 4H163V3H162ZM208 4H209V3H208ZM211 4H212V3H211ZM233 4H232V5H233ZM235 4H237V5H235ZM154 5H153V6H154ZM159 5H161V4H159ZM163 5H164V4H163ZM223 5H224V4H223ZM223 5H222V7L225 8V6H223ZM228 5H229V4H228ZM228 5H227V7H226V9H225V10H227V12H228V9H229V11H230V7L228 8ZM230 5H231V4H230ZM8 6H10V5H8ZM147 6L142 7V10H140V11L143 12V8H147ZM156 6H155V8H156ZM212 6H213V4H212ZM243 6H244V7H243ZM1 7H2V6H1ZM168 7H169V6H168ZM210 7H211V6H210ZM232 7H233V6H232ZM4 8H5V7H4ZM4 8H3V9H4ZM149 8L145 9L146 12H145V10H144V12L146 13V16H147V14H148L147 12L149 11ZM155 8H154V10L151 9V10H153V12H151V14L154 13V12L156 11ZM169 8H170V7H169ZM215 8H217V7H215ZM227 8H228V9H227ZM1 9H2V8H0V10H1ZM3 9H2V10H3ZM208 9H207V10H208ZM220 9H222V8H220ZM220 9H219L218 11L221 12ZM232 9H234V7H233ZM236 9H238V8H236ZM2 10H1V11H2ZM5 10H6V9H5ZM13 10H14V9H13ZM151 10H150V11H151ZM171 10H172V11H171ZM225 10H224V11H225ZM238 10L240 11V9H238ZM15 11H16V10H15ZM133 11H135V10H133ZM136 11H138V10H136ZM136 11H135V12H136ZM150 11H149V14H150ZM212 11H213V10H212ZM212 11H211V12H212ZM214 11L216 12L215 9H214ZM218 11H217V14H218V16H219V13H220V12H218ZM4 12H5V11H4ZM7 12H8V11H7ZM135 12H134V14H135ZM144 12H143V15H145ZM159 12H160V11H159ZM202 12H203V11H202ZM215 12H214V13H215ZM231 12H235V11L233 10V11H231ZM231 12H228L227 15L225 14L224 16H225V17L227 16V18H228V14H230ZM245 12H246V13H245ZM13 13H14V12H13ZM137 13H138V12H136V14H137ZM157 13H158V12L156 11L155 14H157ZM207 13L210 14V17L208 16V18H211V16L215 15V14L210 13L209 11H208ZM221 13H222V12H221ZM224 13H226V12H224ZM236 13H235V14H236ZM5 14H6V13H5ZM10 14H11V13H10ZM149 14H148V16H149ZM151 14H150V16H151ZM155 14H154V16H155ZM160 14H161V13H160ZM160 14L158 13V15H160ZM204 14H205V15H204ZM208 14H207V15H208ZM6 15H8V14H6ZM11 15H12V14H11ZM11 15H10V16H11ZM14 15H15V14H14ZM137 15H139V14H137ZM152 15H153V14H152ZM207 15H206V16H207ZM222 15H223V14H222ZM233 15H234V14H233ZM245 15H246V16H245ZM261 15H262V16H261ZM8 16H9V15H8ZM154 16H153V17H154ZM197 16H198V17H197ZM216 16H217V15H216ZM216 16H215V17H216ZM218 16H217L216 18L213 16V17L211 18V21H210L211 24L209 23V25H212L213 22L215 21V20L213 21V18L217 19ZM224 16H221V15H220L219 17L221 18V17H224ZM11 17H12V19H13V15H12ZM27 17H28V16H27ZM141 17H142V16H141ZM151 17H152V16H151ZM151 17H150V19H151ZM155 17H157V16H155ZM158 17H159V16H158ZM196 17H197V18H196ZM229 17H230V15H229ZM14 18H15V17H14ZM161 18H162V17H161ZM208 18H207V21H209ZM220 18H219V19H220ZM230 18H231V17H230ZM230 18H228V21H230V20H229ZM255 18H256V19L261 18V20H259V21H258V20H253V19H255ZM185 19H187V20H189V21H187V20L185 21ZM201 19H202V20H201ZM219 19L216 20V22L214 23V24L217 25V26L219 25V24H217V23H219L218 21H222V20H224V19H222V20H221V19L219 20ZM133 20H134V19H133ZM148 20H149V19H148ZM158 20H159V19H158ZM162 20H163V19H162ZM162 20L160 19V21H162ZM170 20H171V19H170ZM183 20H184L185 22H187L188 24H186V23L184 24ZM1 21H2V20H1ZM1 21H0V22H1ZM9 21H11V20L9 19ZM9 21H8V22H9ZM28 21H31V20H28ZM179 21H181V22H183V23L180 22V25H179ZM225 21H226V20H224V22L222 21V23H220L221 26L223 25V23L227 24ZM256 21H257L258 23H257ZM18 22H19V21H18ZM131 22H132V20H131ZM162 22H164V21H162ZM199 22H198V24H199ZM21 23H22V21H21ZM158 23H159V22H158ZM175 23L178 24L179 26H182V25H185V26H186V25H187V27L183 26V27H182L183 29H181L182 31H180V29L178 30L179 27L177 28V25H176ZM228 23H229V22H228ZM231 23H230V24H231ZM4 24H5V23H4ZM17 24L20 25V23H17ZM162 24H163V23H162ZM162 24H161V25H162ZM203 24H204V22L200 24V25L202 26V27H201L202 30L204 31V29H205V30L207 31V33H208V34H205L206 31L203 33L201 30H199V31H201V32L203 33V34H202V35H203V39H204V42H203V43L201 42V43L199 44V38H201L200 40H202V36H201L200 33H198L199 35L197 34V35L199 36V38H198V36H197V38H196L195 40L193 39L194 37L192 38V36H190V37L192 38V40L189 41L191 38L187 39L189 42H186L187 40L185 39V40H186V41H185L183 38H182V39L184 40V42H180V41H183L182 39H181V40H178V39L176 40V36H175L174 34H173V36H175V38H174V37H173V38H174V40H176V41H173V40H172V41L170 40L171 42L169 41V42H170V45H169V46H170L169 51H170V49H171L170 52H172L173 55H172V53H170V54H171L172 56H174V57H175V56H176V57H180V56H181L180 58H183L184 56H186V57H185V60H186V58H187L186 61H189V62H190V63L187 64V66H186V67H187V70H188V71L190 70L189 72L186 70L187 72L184 73V70H185V69H184V70L181 69V65L179 64V63H183V60H184V59H183V60H179L180 62L177 63V62H174L173 60H171L170 58L168 59V57L165 59L166 56H165V57L163 56L162 58H163L164 60H167V59H168V60L171 61V64H170V62H168V63L170 64V67L173 66V63H174V64L176 63L177 66H176L175 69H181L180 71H181V72L183 71V73L180 72L181 74H179V72L177 71L178 73H177V74H172V77H173V78H171V76L168 75L171 71H167V69H169V68H167V67H169V65L167 64L168 66H166V63L164 64V65L166 66V67H165L166 70H165V68H163V69H164L165 71L169 72V73L166 72V73H167V74H166L165 71L161 68L162 66H164V65H161V62H160V65H159V66H161L160 68H161L162 70H158V69H157L158 71H156V67H157L158 64H159V63H157V62H159V59H158L159 57L157 58L158 61H157V62L155 61V63H157V64H156V65L154 64L155 66L153 65V66L155 67V71H154V68H153V67H152L153 69L150 67V70H152V72H154V73H155V72H158V74H159V71H160L161 74H164V75L166 74V76L163 75V78H164L165 80H167L165 77L170 76L169 78H171V79L168 78V80H167V83H168V84H169L170 81H172V85L174 84V86H176V85L178 84L179 86H181L180 89H179V87H177V89H179V90H175V88L172 86V88H174V91H175V92H174V91H170L171 93L168 92V93L171 94V96L166 95V96H168V99L162 101V103H163V102L166 103V101H169L170 105H169L168 102H167L166 104L169 105V106L171 107V104H172V103H171V102H172L171 100H172V96H174V94H175L174 99L176 98L175 100H176V101H179V104H178V110H177V108H175L177 111H176V110H173V109H172L173 112L171 111L173 116H172V117L170 116V117H171V119H173V120H175V121L170 120V119H169V120H166V118H162V120H163V119L166 120L165 122L167 123L166 126H165V130H167L168 132H170V133H167V132L164 130V131L166 132L165 135H167L168 138H166L167 136H165V135H163V134L161 135L160 133H162V132H160V131L158 132L157 130L155 131V133L158 132V133L160 134V136L157 137V136L154 134V132H153V134H154L153 136H154V137L152 138V137H151L152 135H151V136L148 135V134H149V131H148V134H146V135H148V136H146L144 132H141V131H143L144 129H142V130L140 129V131L137 129V130L139 131L138 133H139V134L141 133V135H140L141 137H143V136H146L145 138L150 137L151 140H153V139L155 138L152 142L150 141L149 138H147V139H148L147 141H148V142L150 141V142L152 143V145L154 144V146L156 145L157 147H158V145H160L159 147H160V149H161L162 152H163L165 149H167L165 152H168V153L170 154V156L173 157V158L171 157V160H170V159L168 160L167 157H170L168 154H165L167 157H166L165 155H162V156L164 157V159L167 158L168 163L166 162V163H167V165H166V164L164 163L165 160H164L163 157L161 156L162 159H160V160H163L164 162H163V161H162V162L168 167V168L166 169V167H165L164 165H161V164H160L161 162H160L159 159L156 160V156H155V155H156V152H155V154H154V151H155V150L153 149L154 151L152 150L153 152L151 153V155L155 156V158H153L152 156L145 157V160H146V159H149V157H150V161H149L148 163H147V161H144L143 158H142V160L140 161V162H142L143 164H144L145 162H146V164H147V166H145L146 164L143 165V169H146V171H148V172L146 173V171L143 170V171L145 172L144 174H146V177H143L144 179H145V178L149 179V178L151 177V179H149V180H154V179H152V176H153V174H154L153 172H155L154 175H156V176H153V177H157V179H155V180L160 181V183L163 182V187H164V188H163V191L166 192V190H164V189L167 188L168 185H167V186L164 185V184H165L164 182H167L164 176H167V179H168V177H171L172 180H170V179H169V180H170V181H173V182L176 184V185L174 186V188H175V187L177 188V189L175 188V193L177 192V190H178V193H179V191L182 192V194L180 193V195L177 196V198L175 199V201H173V203H174V202H175V203L177 202V204H179V203L182 204V201H183V200H184V201H185V200L188 201V198H190V199L192 198V200H193V198H195V197H200V195H202L201 193L205 192V193L201 196L202 198H197L198 200H196V201L194 200L193 202L191 201L192 203L188 201V203H189V204H188V203H186V201H185V203H186L187 205L184 204L185 207H184L183 209H181V210H182L181 214H180V211H179V210H180L179 207H181V206H183V205H180V204H179V206L177 205V206H178V211H177V212L180 214L179 217H182V218L177 217V216H178V215H177L178 213H177V212L174 213V212L172 211L173 214H174V217H172V216L169 217V216H168L169 218H168L167 221H169L170 218H172V219H176L175 217H177V220L175 221V222H177V224L174 222L173 227H175V225H178V226H179V222H180L181 219L183 220V222H185L184 219H186L187 223L185 224V227H186L187 224L189 225V224H190V223H189V222H190V221H189V218H190V217L188 218L187 216L192 212V208H193V209L196 208L195 206H197V207H201V206H199V204H202V205H205V208H206V206L213 205V204H214V203H213L214 200L217 201V204H218V203L220 204V202L222 201L221 199L219 200V198H222V194H219V191H218V190L220 189V187H221L220 184L214 182V184H216V186L213 185L212 188H213L214 190H215V189H216V190L213 191V189H211V187H210L211 185H209V183H210L209 181L212 180L214 177H215V178H216V177L218 178V176H219L218 179L220 180V178L222 177L221 169H222L224 166L221 168V166H222V164H221L220 168L217 169V165H213L216 161L213 162V164H212L213 166H212V167L214 168V167L216 166V169H217V170H216L215 175L211 173V174H212V177H213V175H214V177H213V178H210L209 174H210V170H211L212 168L209 167V169H206V167L210 166V164L212 163V161L209 162V161H210V159H209L208 162H205L206 158H205L204 156L207 155V154H209V155L211 156L210 153H212V152L210 151V153H205V155H204V154H199V155H198L199 158H197V155H193V154H192V152H193L192 149L194 150V153H195V152H196L195 149H198V148L201 147L202 152H201L200 149H199V152L204 153L205 151H204L203 149L206 148V149H208V150H206V151H209V146H210V145H212V147H213V145H214V146L216 145L217 147H219V146L221 147V145L224 146L226 143L228 144V142H229V144H230V146H231V145H235V143L237 144V142H238V144H240L241 142H243L242 144H244V142L247 141V142H245L246 144H244V146H243L242 144H241L242 146H240V145L237 146V145H236L237 149L239 148V151H241V152L243 153V152H244V149L247 148L246 146H250V147L253 148V146L248 145L249 143L252 144V145L254 144V145H255L254 147H257L256 145L260 144V141H261V140L256 139V138H262L263 134H262V136H261V134H258V135H260V136H259V137H258V136L256 137V136H255L256 133H258L260 130H262L261 132L264 133V131H263V130H264V129H263V128H264V116L261 115V113L264 114V112H261L262 110L264 111V108H263V107H264V74H262V75H255V74H257V73L259 74V72L261 71V70H259V69L264 68V67L262 66V65L264 64V63H263V62H264V57H263V55H262V54L264 53V50H263V49H264V39H262L263 41L261 40V38H264V35H263L262 33L259 34V32L256 31L257 35L259 34L258 37H256L257 35H255V37L252 38V40H253L254 38L257 40V44L255 43L256 40L252 41V44L255 43V46L257 45V46H256L257 48H259L258 45L260 44L261 47L263 46L262 50H260V51L256 50V51H258V53H256V52H254L255 50H254L253 47H251V48L249 47V48L251 49V50H249V51H250L251 53H253V55L250 53V54H251V59L253 58L254 55H257V54L261 55V56H262V59H263V60H261V58H260V59L257 60V59H256V56H254L256 61L253 63L252 61H253L254 59H252V61H251L252 64H256L257 61H261V63H260V62H259V63L257 62V63L260 64V66H262V67H260L258 70H257V67H258V66L256 67V70H257V71H256V72L254 71V72H255L254 74H253V72H252L253 76H251V78H249V79L246 78V79H247V81H246L247 84H246V86H245L244 88H243V86H244L245 84H244V85L241 84V86L243 85V86H242L243 89H241V88H238V87H241V86L238 85V87H237V84H236V86L233 85L237 80L233 83V81H229V80H226V79H225V80H220V79H222V77H224V76L226 75V74H223L225 71H227V70H228L229 72H233V71H234L233 67H235L236 65H234V66H232V65H233V64H236L235 62H237V60H236L237 58H238V60H242V59H243V58H241L242 56L238 57V56L240 55L239 52H241V51H239V47H240L242 41L244 40V39H243V36L245 37V34L248 35V36H246V37L248 38V40H250V35H249V33L252 34L251 32H252V30H254V27L251 26V28H248V27H250V25L247 24V28H248V29H251V32L248 31V29L245 27V28L247 29L248 33H244V32L241 33L242 35L244 34V35L242 36V39H243V40H240L241 38L239 39V37H237V36H239V33H240V32H238V33L236 34L237 36L235 35V37L238 38V39L240 40V42H238V43L236 42V43L239 45L238 48H236L238 45L235 44L234 41H232V40H234L235 37H234V36H233L234 38L231 37V38H232V39L230 38L231 41H227V42H230V43L232 42V43H234V45H236V47L234 48V46H233V47L231 48L230 46H229V47L226 46V48H228L229 52H230V51H233V52H234V51H235L234 49H236V50L238 49L239 52H238L237 54H239V55H237V54L234 55L236 52H234V54H233V52H231L234 56H233V55H228L229 52H228V54H225V50H227V49H225V50H222V51L224 52V54L226 55V56H225V55H223V52L221 51V48L223 47L222 49H224L226 39H225V42H224V40L221 38V36H223V31L220 30V25L218 26L219 28L217 27L218 29L216 30V28L214 29V27H213V29H212V28H209V27L207 26V22L204 24L207 28L205 27V28L203 29ZM214 24H213V25H214ZM225 24H224V25H225ZM230 24H228V25H230ZM260 24L262 25L263 28L260 27V26H261ZM7 25H9V23H8ZM158 25H159V24H158ZM168 25H167V27H168ZM194 25H195V24H194ZM194 25H193V26H194ZM228 25H227V26H224V27H226V28H227L226 30H228V29H230V27L232 26V28H231V33H232L233 30L235 31V30L237 29V28L235 29L236 26L233 28L234 25H231L230 27H229ZM243 25H244V24H243ZM11 26H12V25H11ZM17 26H18V25H17ZM20 26H21V25H20ZM20 26H19V28H20ZM22 26L24 27V25H22ZM44 26H45V25H44ZM46 26H49V25H46ZM51 26H52V25H51ZM164 26H166V25L164 24ZM164 26H162V28H163ZM196 26H197V23H196L195 27H196ZM238 26H237V27H238ZM254 26H255V25H254ZM3 27H4V30H5V29H6L5 26H3ZM37 27H38V26H37ZM57 27H58V26H57ZM158 27H160V25L157 26L156 29H160V32H161V29H162V28H158ZM195 27H194V28H195ZM199 27H200V26H199ZM222 27H223V26H222ZM7 28H8V27H7ZM15 28H16V27H15ZM17 28H18V27H17ZM31 28H33V30H34V29L36 30V28H34V27H32V26H31ZM39 28H40V27H39ZM45 28H46V27H45ZM164 28H166V27H164ZM164 28H163L162 30H164ZM189 28L192 29L193 27L190 26ZM194 28H193V30H194ZM201 28H200V29H201ZM208 28H209L210 30H211V29L213 30V31L211 30V33H212V32H214V33L209 34V33H210V30L208 31ZM245 28L243 27L242 29H243L245 32H247V31L245 30ZM260 28H261V29H260ZM8 29H9V28H8ZM21 29H22V28H21ZM41 29H42V26H41ZM55 29H56V28H55ZM166 29H167V28H166ZM174 29H175V31H172V30H174ZM191 29H189V30H191ZM197 29H198V28H196V31H197ZM221 29H222V28H221ZM238 29H241V26L238 27ZM259 29H260V30H259ZM18 30H19V29H18ZM37 30H38V29H37ZM53 30H54V29H53ZM193 30H192V31H193ZM226 30H224L225 33H226ZM243 30H242V31H243ZM255 30L253 31V35H252V36H254ZM1 31H2V30H1ZM7 31H8V30H7ZM46 31H49V30H46ZM54 31H55V30H54ZM56 31H58V30H56ZM158 31H159V30H158ZM158 31L156 30V33H157ZM164 31H165V30H164ZM199 31H197V32H199ZM221 31H222V32H221ZM229 31H230V30H228V32H229ZM238 31H239V30H238ZM183 32H185V31H183ZM197 32H194V31H193V32H191V33L195 34V33H197ZM236 32H237V31H236ZM15 33H16V32H15ZM39 33H40V31H39ZM51 33H52V32H51ZM58 33H60V32H58ZM61 33H62V32H61ZM156 33L154 34L155 36L158 34V33H157V34H156ZM166 33H167V32H166ZM166 33L164 32L163 34L166 35ZM189 33H190V32H189ZM191 33H190V35H191ZM231 33H230V34H231ZM234 33H235V32H234ZM234 33H232L231 35H233ZM5 34H6V33H5ZM5 34H4V36H5ZM17 34H18V33H17ZM25 34H26V33H25ZM40 34H42V31H41ZM49 34H50V32H49ZM56 34H57V32H56ZM56 34L53 33L54 36H56ZM159 34H160V33H159ZM181 34H183V35H181ZM193 34H192V35H193ZM204 34H205V35H204ZM221 34H222V35H221ZM226 34H227V33H226ZM11 35H15V34H11ZM23 35H24V32H23ZM51 35H52V34H51ZM51 35H49V36L51 37ZM61 35H62V34H61ZM148 35H149V34H148ZM165 35H164V36H165ZM224 35H225V34H224ZM261 35H263V36H261ZM2 36H3V35H2ZM26 36H27V34H26ZM37 36H39V35H37ZM40 36H41V35H40ZM54 36H53V37H54ZM57 36H58V35H57ZM160 36H161V34H160ZM162 36H163V35H162ZM167 36H168V35H167ZM194 36H196V35H194ZM200 36H201V37H200ZM212 36H213V37H212ZM227 36H229V35H226V37H227ZM259 36L261 37L260 39H258ZM17 37L20 38V35H19V36H15V39L18 40L19 38H17ZM21 37H22V39L24 40L25 37L22 36V35H21ZM23 37H24V38H23ZM28 37H29V36H28ZM42 37H43V36H42ZM149 37H152V34H151ZM170 37H171V34H170ZM170 37H169V39L172 38V37H171V38H170ZM211 37H212V38H211ZM224 37H225V36H224ZM240 37H241V35H240ZM246 37H245V39H246ZM7 38H14V36H13V37H12V36H11V37H7ZM7 38H6V39H7ZM39 38H40V37H39ZM46 38H47V37H46ZM48 38H49V37H48ZM51 38H52V37H51ZM58 38H59V37H58ZM155 38H157V37H155ZM155 38H154V40H156ZM236 38H235V41H236ZM4 39H5V37H4ZM6 39H5V42H6ZM31 39H32V38H31ZM34 39H36V37H34ZM151 39H152V38H151ZM151 39L149 38V40H151ZM158 39H159V37H158ZM163 39H164V38H163ZM169 39H168V37H167V38L165 37L164 40L167 41V40H169ZM179 39H180V38H179ZM197 39H198V41H197ZM228 39H229V38H228ZM2 40H3V39H2ZM9 40H10V42H11V39H9ZM23 40H22V41H23ZM43 40H44V39H43ZM51 40H52V39H51ZM53 40H54V39H53ZM57 40H58V39H57ZM152 40H153V39H152ZM154 40H153V42H155ZM160 40H161V37H160ZM160 40H158V41H160ZM164 40H163V41L161 40V42H163L162 44H164V42H165ZM248 40H245V41H244V43H245V45H244V46H245V49H244V50H246V47H247V46H250V45H251V44L248 45V42H250V41H248ZM7 41H8V40H7ZM31 41H32V40H31ZM31 41H29V42H31ZM41 41H42V39H41ZM202 41H203V40H202ZM237 41H238V40H237ZM260 41H261V43H263V45H262L261 43H259ZM18 42H19V41H18ZM23 42H24V41H23ZM37 42H38V41H37ZM49 42H50V41H49ZM53 42H54V41H53ZM150 42H151V41H150ZM153 42H152V43H153ZM156 42H157V40H156ZM185 42H186V43H185ZM190 42H191V44H190L191 46H190L189 48L186 47L185 44L187 45V44L190 43ZM227 42H226V43H227ZM13 43H15V42L13 41ZM26 43H27V41H26ZM33 43H34V42H33ZM43 43H44V42H43ZM46 43H47V42H46ZM158 43L160 44V42H158ZM166 43L168 44V41H167ZM166 43L164 44V46L167 45ZM183 43H185V44H183ZM230 43H229V44H230ZM239 43H240V44H239ZM244 43H242V44H244ZM246 43H247V45H246ZM2 44H5V43L2 42ZM8 44H10V43H8ZM48 44H50V43H48ZM159 44H158V45H159ZM0 45H1V44H0ZM19 45H20V44H19ZM21 45H22V44H21ZM21 45H20V46H21ZM51 45H52V44H51ZM158 45H157V46H158ZM226 45H227V44H226ZM230 45H231V44H230ZM1 46H3V45H1ZM1 46H0V47H1ZM6 46H7V44H6ZM6 46H5V47H6ZM12 46H14V45H12ZM15 46H16V45H15ZM146 46H147V45H146ZM146 46H145V47H146ZM159 46H160V49H161V46H163V45H159ZM164 46H163V47H164ZM187 46H189V45H187ZM241 46H242V45H241ZM244 46H242V48H244ZM252 46H253V45H252ZM255 46H254V47H255ZM30 47H31V46H30ZM33 47L35 48L34 44H33ZM53 47H54V46H53ZM57 47H59V46H57ZM151 47H152V46H151ZM261 47H260L259 49H261ZM2 48H3V47H2ZM7 48H8V49L10 48L9 50H11V51H9V52L13 53V52H12V50H13L12 47H7ZM11 48H12V49H11ZM26 48H27V47H26ZM26 48H25V49H26ZM51 48H52V47H51ZM158 48H159V47H156V48H154V49L157 50ZM167 48H168V46H167ZM229 48H230V49H229ZM242 48H240V49H242ZM252 48H253V49H252ZM14 49H15V48H14ZM23 49H24V48H23ZM27 49L30 50V48H27ZM31 49H32V48H31ZM162 49H163V50H162ZM162 49H161L162 51H165L164 48H162ZM231 49H233V50H231ZM247 49H248V48H247ZM0 50H1V48H0ZM2 50H4V49H2ZM2 50L0 51V53L2 52ZM15 50H16V49H15ZM219 50H220L222 53H221V52H220V53H217V56L219 57V55H220L221 58L224 56V61H222V63H221V60H220V64H221V65L226 64V65H224V66H225V67H226V66H229L228 68H230V69L225 68L224 66H223V67H224L225 69H223L222 66L219 65V62H218L219 60H218V58L216 59V57H215V58L213 59V57H211V56H212V53H211V52H214L213 54H216L215 52H219ZM252 50H253V52H252ZM6 51H8V50H5V52H6ZM30 51H31V50H30ZM152 51H153V49H152ZM9 52H8V53H9ZM14 52H17V51H14ZM20 52H21V51H20ZM154 52H155V53H154ZM154 52H152V53H154V54H156V55H152V56H154V58H155V56L157 57L159 54L156 53V52H158V51H154ZM159 52H160V50H159ZM166 52L169 53V52H168V49L166 50ZM208 52H210V53H208ZM262 52H263V53H262ZM3 53H4V51L2 52V54H3ZM17 53H18V52H17ZM261 53H262V54H261ZM19 54H20V53H19ZM161 54H162V53H161ZM180 54H182V55H180ZM184 54H185V55H184ZM209 54H210V56H209ZM20 55H21V54H20ZM162 55H164V54H162ZM247 55H248V54H247ZM0 56H1V55H0ZM6 56H7V55H6ZM10 56H11V55H10ZM10 56H9V57H10ZM159 56H160V55H159ZM214 56H215V55H214ZM229 56H231V57H232V56H233V57L236 56V57H237V58H233V57H232V58H233V61H234V63L231 62V63H232L231 66H232V67L229 65V64H230V63H229L230 60H232ZM261 56H259V57H261ZM1 57H4V56H1ZM227 57H229L228 59H230V60H228L229 62H228V61H227V62L225 61V58L227 59ZM243 57H244V56H243ZM249 57H250V56H249ZM259 57L257 56V58H259ZM7 58H8V57H7ZM16 58H17V57H16ZM16 58H15V59H16ZM18 58H19V57H18ZM18 58H17V59H18ZM162 58H160V60H162V63L166 62V61H164ZM219 58H220V57H219ZM221 58H220V59H221ZM239 58H241V59H239ZM2 59H3V58H2ZM5 59H6V57H5ZM10 59H11V58H10ZM15 59H13V60H15ZM19 59H20V58H19ZM234 59H235V60H234ZM249 59H250V58H249ZM8 60H9V58H8ZM20 60H21V59H20ZM20 60H19V61H20ZM151 60H152V58H151ZM154 60H155V59H154ZM244 60H245V59H244ZM10 61H11V60H10ZM10 61H9V62H6V61H5L6 64L9 63V66H10V67H7V66H6V67L8 68V71H9V72H10V69L13 68V67H11L12 65H14L15 68L17 67V65H16V64H17V63H16L17 61H16V60H15L16 62L12 61V63L14 62V64H11V65H10ZM172 61H173V63H172ZM181 61H182V62H181ZM242 61H243V60H242ZM262 61H263V62H262ZM138 62H139V61H138ZM146 62H147V61H146ZM240 62H241V61H240ZM243 62H244V61H243ZM243 62H242V63H243ZM247 62H248V61H247ZM18 63H19V62H18ZM62 63H63V62H62ZM140 63L142 64V62H140ZM151 63H154V61L151 62ZM151 63L148 62L147 65H150ZM187 63H188V62H187ZM242 63H240V64L242 65L243 69H245V68L247 67V65H246L245 68H244V65H245L244 63H246V61H245L243 64H242ZM262 63H263V64H262ZM6 64H4V66H5ZM32 64H33V63H32ZM32 64H31V66H32ZM238 64H239V61L237 62V65H238ZM240 64H239L238 66H240ZM58 65H59V64H58ZM61 65H62V64H61ZM142 65H143V64H142ZM147 65L145 66V64H144V66H143L144 69H145V67H147ZM179 65H180V66H179ZM185 65H186V64L183 65L184 68H186ZM20 66H21V65H20ZM27 66H29V65L27 64ZM31 66H30L29 68H31ZM150 66H152V65H150ZM159 66H158V68H159ZM174 66H175V65H174ZM189 66H191V68H190ZM251 66H252V65H251ZM6 67H5V68L3 67V68H4L3 70H2V68L0 67V69H1V70H0V74H3L2 71H3V72H6V69H7ZM57 67H58V66H57ZM236 67H237V66H236ZM242 67L240 68L241 70H243ZM254 67H255V65H254ZM15 68H14V71H15ZM18 68H19V67H18ZM29 68L27 67V69H29ZM250 68H251V67H250ZM250 68L248 67V69H250ZM226 69H227V70H226ZM232 69H233V71H232ZM237 69L239 70V68L237 67L235 71H237ZM254 69H255V68H254ZM11 70H12V69H11ZM16 70H17V69H16ZM29 70H30V69H29ZM136 70H137L138 73H139V70H140V69H139V70L136 69ZM145 70H148V67H147V69H145ZM173 70H174V68H173ZM245 70H246V69H245ZM252 70H253V69H252ZM263 70H264V69H263ZM8 71H7V72H8ZM57 72H58V71H57ZM143 72H144V71H143ZM143 72H142V73H143ZM147 72H148V71H147ZM150 72H151V71H150ZM162 72H164V73H162ZM190 72H191V73H190ZM229 72H228V73H229ZM243 72H244V70H243ZM245 72H247V70H246ZM24 73H26V72H24ZM133 73H134V74H133ZM133 73H132L133 75H132L131 77H132V78L134 77V78H133L132 80L135 79V76H138V75H137V72L135 73V71H133ZM171 73H175V70H174L173 72H171ZM188 73H189V77H188ZM228 73H227V74H228ZM235 73H236V72H235ZM239 73H240V71H239ZM239 73H237V74H239ZM260 73H261V72H260ZM11 74H12V73H10L9 75H11ZM13 74H14V73H13ZM135 74H136V75H135ZM139 74H141V72H140ZM149 74H150V73H149ZM152 74H153V73H152ZM152 74H150V75H152ZM178 74H179V75H178ZM229 74H230V73H229ZM9 75H8V76H9ZM16 75H17V74H16ZM16 75H15V76H16ZM22 75H23V74H22ZM22 75H21V76H22ZM26 75H27V74H26ZM144 75H145V72H144L143 76H142V75H139V76H141V77H136V79L139 78L141 81H140V80H136L135 83L138 84L137 81H139V82L142 83V80H143L142 77H144ZM150 75H148V78L150 77L151 80H152V78H153L154 76H153V75L150 76ZM155 75H156V74H155ZM167 75H168V76H167ZM173 75H174V76H173ZM223 75H224V76H223ZM230 75H233V73L230 74ZM240 75H242V74H240ZM247 75L249 76V74H247ZM21 76H20V78H21ZM157 76H158V75H157ZM160 76H161V75H160ZM190 76H192V77H190ZM233 76H234V75H233ZM3 77H4V76H3ZM9 77H12V76H9ZM13 77H14V75H13ZM16 77H17V76H16ZM106 77H107V76H106ZM125 77H126V76H125ZM161 77H162V76H161ZM161 77H160V79H161ZM228 77H229V76H228ZM4 78H6V77H4ZM146 78H147V75H146ZM146 78L144 79L145 81L143 80V83L146 82ZM148 78H147V79H148ZM150 78L148 79V80H149L148 82L150 83L149 85H152L151 83L154 82V85L158 86V85L155 83V81L152 82V81L150 80ZM155 78H156V77H155ZM155 78H154V80H156ZM158 78H159V77H158ZM158 78H157V80H158ZM187 78H188V79L191 78V79H190V80H187ZM225 78H227V77H225ZM233 78H234V77H233ZM1 79H2V78H1ZM12 79H13V78H12ZM16 79H17V78H16ZM18 79H19V76H18ZM212 79H214L213 82L215 81V84L211 86L210 83H209V81H211ZM241 79H242V78H241ZM7 80H8V79H7ZM14 80H15V79H14ZM165 80H164L163 82H166ZM231 80H233V79H231ZM9 81H10V80H9ZM150 81H151V82H150ZM168 81H169V82H168ZM239 81L241 82V80H239ZM239 81H238V82H239ZM244 81H245V80H244ZM244 81H243V82H244ZM54 82H55V81H54ZM148 82H147V84H148ZM156 82H157V81H156ZM158 82H160V81L158 80ZM158 82H157V83H158ZM174 82L177 83V84L175 85ZM211 82H212V81H211ZM240 82H239V83H240ZM243 82H241V83H243ZM5 83L8 84L7 82H5ZM55 83H56V82H55ZM116 84H117V83H116ZM139 84H140V83H139ZM144 84H146V83H144ZM147 84H146V85H147ZM161 84H162V81L160 82V87L163 86V85H161ZM163 84H165V83H163ZM170 84H171V82H170ZM117 85H118V84H117ZM123 85H126V83H125V84H122V86H123ZM188 85L190 86V88H188ZM122 86H121V88L124 87V86H123V87H122ZM128 86H130V85H128ZM128 86L126 85L125 87L128 88V89H129V88H132V89H133V87H128ZM137 86H138V85H137ZM137 86H135V87H137ZM156 86H155V87H156ZM168 86H169V85H168ZM183 86H184V87L187 86L186 89H185V88L183 89V88H182ZM208 86H210V87H208ZM232 86H233V88L236 87V88H238L239 90H236V88L233 89V94H232ZM234 86H235V87H234ZM116 87H117V86H116ZM135 87H134V88H135ZM140 87H141V85H140ZM164 87H165V86H164ZM18 88H20V87H18ZM113 88H114V87H113ZM121 88H119V89H121ZM153 88H154V87L151 86V89L154 91ZM161 88H162L164 91H161L162 89L159 90L158 88H157V91H161V93H159V94L162 95V92L164 93L166 90H165V88H163V87H161ZM166 88H169V87L166 86ZM172 88L170 87L171 90H173ZM187 88L189 89L190 93H188L189 91H188V92L186 91V90H188ZM191 88H193V89H191ZM206 88H207V89H208V88H212L213 90H211L210 93H205V89H206ZM128 89H127V91H128ZM137 89H138V88H137ZM141 89H143V88H140V89H138V90H139L140 92H141V91L144 92V91H143L144 89H143V90H141ZM170 89H169V90H170ZM190 89H191V90H190ZM207 89H206V90H207ZM1 90H2V89H1ZM25 90H26V89H25ZM27 90H29V89L27 88ZM114 90H116V89H114ZM121 90H122V89H121ZM121 90H120V91H121ZM123 90H124V89H123ZM125 90H126V89H125ZM135 90H136V88H135ZM138 90H136V91H138ZM147 90H148V89H147ZM184 90H185L186 93H187V95H185V96H184V94H185V91H184ZM208 90H209V89H208ZM227 90H228V91L230 90L231 93H227V92H226ZM2 91H3V90H2ZM17 91H18V90H17ZM19 91H20V89H19ZM111 91H112V89H111ZM133 91H134V89H133ZM183 91H184V92H183ZM230 91H229V92H230ZM235 91H237V92L235 93ZM15 92H16V91H14V93H15ZM22 92H23V91H22ZM22 92H21V93H22ZM113 92H114V91H113ZM122 92H125V91H122ZM142 92H141V94H144V93H145V92H144V93H142ZM149 92H150V91H149ZM2 93H4V92H2ZM19 93H20V92H19ZM23 93H24V92H23ZM30 93H31V92H30ZM120 93H121V92H120ZM130 93H131V92H130ZM134 93H135V92H134ZM166 93H167V92H166ZM168 93H167V94H168ZM172 93H173V95H172ZM0 95H1V93H0ZM5 95H6V94H5ZM19 95H20V94H19ZM117 95H119V94L117 93ZM117 95H115V96H117ZM120 95H121V94H120ZM120 95H119V96H120ZM123 95H124V94H123ZM129 95H130V94H129ZM134 95H135V94H134ZM146 95H147V93H146ZM164 95H165V94H164ZM164 95H163V96H164ZM2 96H3V95H2ZM9 96H10V95H9ZM126 96H127V95H126ZM126 96H125V97H126ZM132 96H133V95H132ZM141 96H142V95H141ZM148 96H151L150 98H153L152 95H150V94H149ZM148 96H146V97H148ZM159 96H160V95H159ZM163 96H162V97H163ZM182 96H184L185 98L182 97ZM210 96H211V97H210ZM13 97H14V96H13ZM16 97H18V95H17ZM125 97H124V98H125ZM130 97H131V96H130ZM157 97H158V96H157ZM206 97H207V98H206ZM18 98H19V97H18ZM113 98H114V97H113ZM115 98H117V97H115ZM118 98H119V97H118ZM120 98H123V96L121 95ZM131 98H132V97H131ZM148 98H149V97H148ZM150 98H149V99H150ZM166 98H167V97H166ZM183 98H184V99H183ZM0 99H1V98H0ZM22 99H23V98H21V100H22ZM25 99H26V98H25ZM125 99H126V98H125ZM128 99H129V98H128ZM149 99H148V101H149ZM156 99H157L156 102H158V101H159V100H158L159 98H156V97H155V100H156ZM163 99H165V98H163ZM209 99H211V100H209ZM120 100H122V99H120ZM120 100H119V101H120ZM123 100H124V99H123ZM146 100H147V99H146ZM151 100L154 101V98L151 99ZM208 100H209L210 102H209ZM27 101H28V99H27ZM119 101H118V99H117V102H119ZM124 101H125V100H124ZM124 101H122V102H124ZM142 101H143V100H141V102H142ZM152 101H150V102H151L152 104L155 105L156 102L153 103ZM14 102H15V101H14ZM127 102H128V100H127L125 103H127ZM129 102H130V100H129ZM141 102H140V103H141ZM144 102H146V101H144ZM150 102H147V103H150ZM160 102H161V100H160ZM6 103H7V102H6ZM158 103H159V102H158ZM158 103H156L157 106L159 105V106H158V107H159L158 109L161 108L160 105H162V107H163V105H165L164 103H163V104H162V103H161V104H158ZM173 103H174V102H173ZM4 104H5V103H4ZM11 104H12V102H11ZM25 104H26V103H25ZM25 104H24V107L27 105V104H26V105H25ZM119 104H121V103H119ZM242 104H243L244 106H242ZM116 105H117V104H116ZM123 105H124V104H123ZM167 105H166V106H167ZM176 105H177V104H176ZM1 106H3V105H1ZM117 106H119V105H117ZM143 106H144V104H143ZM148 106H149V104H148ZM150 106H152V105H150ZM150 106H149V107H150ZM169 106H168V107H169ZM173 106H174V104H173ZM4 107H5V106H4ZM4 107H3V108H4ZM7 107H8V106H7ZM11 107H12V106H11ZM30 107H31V106H30ZM114 107H115V106H114ZM120 107H123V106L120 105ZM120 107H118V108H120ZM125 107L129 108L127 105H125ZM141 107H142V106H139V109H138V110H140V109L142 110V108H144V107H142V108H141ZM153 107H154V106H153ZM168 107H167V108L165 107V109H163V108H164V107H163L162 109L165 111V110H167V109L170 108V107H169V108H168ZM176 107H177V106H176ZM0 108H1V107H0ZM3 108H2V110H3ZM22 108H23V107H22ZM22 108H21V109H22ZM27 108H28V110L30 109L28 105H27ZM127 108H126V109H127ZM134 108H135V107H134ZM145 108L148 109L147 106H145ZM171 108H172V107H171ZM173 108H174V107H173ZM262 108H263V109H262ZM13 109H14V108H13ZM103 109H104V108H103ZM122 109H124V108H122ZM149 109H150V108H149ZM149 109H148V110H149ZM153 109H154L155 112H156V111H157V112H158V111H161V110H158L156 107L153 108ZM153 109H152V110H153ZM155 109H157V110H155ZM179 109H180V110H179ZM255 109L258 110V111L256 110V113H257V112H258V113L261 112V113H260L261 117L258 116V115H259L258 113L256 114V113L254 112ZM2 110H1V111H2ZM4 110H5V108H4ZM22 110H23V111H24V110L26 111L27 109L24 108V109H22ZM101 110H102V109H100V111H99L100 114H101ZM136 110H137V107H136ZM145 110H146V109H145ZM145 110H143V111L145 112ZM152 110H149V111H152ZM163 110L161 111L162 114H163ZM253 110H254V111H253ZM20 111H21V110H20ZM103 111H104V110H103ZM106 111H107V110H106ZM106 111H105V113H106ZM110 111H111V110H110ZM119 111H120V109H119ZM178 111H179V112H178ZM26 112H27V111H26ZM117 112H118V111H117ZM146 112H147V111H146ZM152 112H153V111H152ZM155 112H153L154 115L157 113V112H156V113H155ZM253 112H254V113H253ZM1 113H2V112H1ZM97 113H98V111H97ZM97 113H96V114H97ZM105 113H104V114H105ZM111 113H112V112L107 113V114L110 115ZM124 113H125V112H124ZM128 113H129V112H128ZM131 113H132V111H131ZM135 113H137V112H135ZM139 113H142V112L140 111ZM139 113H137V115H138ZM149 113L152 114L151 112H149ZM167 113L169 114L170 111H168V112L166 111V114H167ZM173 113H174V114H173ZM252 113H253V115H254L255 118H252L253 115H250V114H252ZM3 114H4V111H3ZM129 114H130V113H129ZM129 114H128V115H129ZM142 114H143V116L145 115L144 113H142ZM162 114H160V112H158V114H156V115H162ZM164 114H165V113H164ZM164 114H163V115H164ZM168 114L165 115V116H168ZM11 115H12V114H11ZM14 115H16V114H14ZM97 115H98V117H100L99 114H97ZM133 115H134V114H133ZM133 115H132V117H131V115L128 116V118L130 117V118H131V119L129 118L130 120H132V118H133L134 122H135V123L137 122L135 125H137V124L139 125V124H140V125H142L141 127H148V126H149V124H147V122H149L148 119H150V118H148V119L146 118V119H147V122H146L145 124H147V126H146V125L143 126V125H144V122H143V121H144L145 119L141 121V119L143 118L142 116H141V117H142L141 119H140V116H139V120H138V119H137V116H136V115L133 116ZM146 115H147V113H146ZM170 115H171V113H170ZM0 116H1V115H0ZM8 116H9V115H8ZM101 116H103V115L101 114ZM104 116H105V115H104ZM152 116H153V115H152ZM152 116H151V118H152ZM165 116H164V117H165ZM224 116H226V117H224ZM227 116H230V117H227ZM96 117H97V116H96ZM105 117H106V116H105ZM112 117H113V116H112ZM146 117H149V116H146ZM162 117H163V116H162ZM223 117H224L225 120H226V119H229V118H231V119L234 118L235 122L238 121L237 126H238V124H240V123H242V124L244 123L245 125H246V124H248V125L250 124V126L254 123V125H252V126L250 127L251 129L249 128V130H248V128H246L247 126H245L246 129L244 128V125H241V126L243 127V129H242V127L238 126V129L240 128V129L245 130V131L248 130V131H252V132H253V131H255V130L258 129L257 131L254 132V134H250V133H248L247 131H246L247 134H246V132H244V131H242V130L239 131V134H240V135H241V133H240L241 131H242V133H243V132L245 133V134L243 133L244 136L247 135V137H248V135H251V137H250V136H249V137L251 138V140H252L251 142H252V143L249 142V141H250L249 139L245 140V139L241 138L240 135H239V138H238V139L236 138V137L238 136V133L236 134V133H234L233 131H231V129H230V128L234 127L235 125L227 126L228 128H227L226 130H224L223 127H226V123H227V125H229L228 123H230L231 121H233L232 123H234V124H235V122H234L233 119H232V120L229 119V120H231L230 122H225V123H224V121H223ZM238 117H239V119H237ZM256 117H258V118H257V119H258L257 121H255ZM107 118H108V117H107ZM123 118H125V117L123 116ZM123 118H122V119H123ZM235 118H236L237 120H236ZM240 118H243L244 120H245V118H246L247 121H248L249 123L246 122V120L243 122ZM249 118H250V119H249ZM108 119H109V118H108ZM152 119H153V120H152ZM152 119H150V120H152V121H150V123L153 124V127H156L157 123H154V122H156V120L154 121V119H155L154 117H153ZM156 119H157V118H156ZM167 119H168V118H167ZM105 120H106V119H105ZM109 120H110V119H109ZM120 120H121V119H120ZM135 120H137V121H135ZM157 120H158V119H157ZM162 120H161V122H160L159 120H158V121L162 124V123H164V120H163V121H162ZM249 120H250V121H249ZM253 120H254V121H253ZM125 121H126V120H125ZM145 121H146V120H145ZM153 121H154V122H153ZM226 121H228V120H226ZM252 121H253V123H252ZM112 122H113V121H112ZM112 122H111V125H112ZM132 122H133V121H132ZM132 122H131V123H132ZM159 122H158V123H159ZM239 122H240V123H239ZM250 122H251V123H250ZM255 122H256V123L259 122V123H261V124L257 123V125H256ZM109 123H110V122H109ZM129 123H130V122H128V124H129ZM131 123H130V124H131ZM223 123H224V124H223ZM262 123H263V125H262ZM123 124H124V123H123ZM133 124H134V123H133ZM161 124H159V125H157V126H160ZM164 124H165V123H164ZM181 124H183V126H181L183 132L187 131L188 127L191 126V125H192L191 128L189 127L190 131H191V132H192V131H193V132H194V131L196 132V130H191V129H192L193 126L198 125V126H196V127H197V130H198V133H197V132H196V134L193 133V132H192L193 134H192L191 132L189 133V129H188V134H189V135L186 134V135H188V137L186 138V135H185L182 131L179 130L177 134L179 135V134H180L179 132H181V133H183V134H180L179 136H177V137L175 138V135H177V134L174 135L171 131H173L172 129H174V131H177L178 129H181L180 127L177 128V130H175V128H174V127H176V126H178V125L180 126ZM186 124H188V125L190 124V125L188 126V125H186ZM107 125H108V124H107ZM107 125H106V126H107ZM114 125H115V124H114ZM125 125H126V123H125ZM138 125H137V126H138ZM140 125H139V127H140ZM162 125H163V124H162ZM162 125H161V126H162ZM199 125L202 126L203 130L201 129V130L199 131V129H198V128L200 127ZM258 125H259V127H258ZM132 126H133V125H132ZM132 126H131V127H132ZM151 126H152V125H151ZM151 126H149V127H151ZM172 126H173V128H172ZM209 126H210V127H209ZM256 126H257V128H256ZM260 126H261V127H260ZM111 127H112V126H110V128H111ZM126 127H127V126H126ZM183 127H184V128L186 127L187 129L185 130V129H183ZM221 127H222V129H221ZM229 127H230V128H229ZM248 127H249V126H248ZM253 127H254V128H253ZM262 127H263V128H262ZM106 128H107V127H106ZM110 128H108V129H110ZM112 128H113V127H112ZM112 128H111V129H112ZM122 128H123V126L121 125V129H122ZM255 128H256V129H255ZM260 128H261V129H260ZM119 129H120V128H119ZM132 129H133V127H132ZM148 129H151V128H148ZM193 129H195V128L193 127ZM254 129H255V130H254ZM259 129H260V130H259ZM113 130H114V129H113ZM135 130H136V127H135V129H134L133 131H135ZM170 130H171V131H170ZM233 130H234L235 132L237 131V129H236L235 127L233 128ZM108 131H109V130H108ZM119 131H120V133H122L121 130H119ZM133 131H131V133H132ZM144 131H145V130H144ZM153 131H154V130H153ZM164 131H163V133H164ZM110 132L112 133V130H111ZM113 132H114V131H113ZM124 132H125V131H124ZM127 132H128V130H127ZM127 132H126V133H127ZM136 132H137V131H136ZM136 132H134V133H136ZM145 132H146V131H145ZM261 132H259V133H261ZM114 133H115V132H114ZM126 133H125V134H126ZM128 133H130V131H129ZM131 133H130V134H131ZM134 133H132V135H133ZM138 133H137V135L135 136V138H137L139 141L141 140V142L143 143V145H145L144 142L146 143V140L144 141V138H141V137H140V139H139V136H138L139 134H138ZM143 133H144V134H143ZM146 133H147V132H146ZM158 133H157V135H159ZM171 133H172V135L174 136V138H172L173 136L171 135ZM186 133H187V132H186ZM130 134H129V135H130ZM190 134H191V135H190ZM198 134H200V135H198ZM112 135H114V134L112 133ZM120 135H121V134H119V136H120ZM170 135H171V136H170ZM182 135H183V137H182ZM252 135H253V137H252ZM115 136H117V135L115 134ZM119 136H118V137H119ZM123 136H126V135H123ZM133 136H134V135H133ZM133 136H132V137H133ZM137 136H138V137H137ZM155 136H156L157 138H156ZM241 136H242V135H241ZM254 136H255V137H254ZM101 137H102V136H101ZM120 137H121V136H120ZM127 137L130 138V136H127ZM164 137H165V138H164ZM169 137L172 139L171 141H169V143L171 142V145L169 144V145H170V146H169V145L167 144L168 146H165L166 143H168L167 140H169ZM178 137H179V138L181 137L182 141L177 140ZM113 138H115V137L112 136V138H111L110 140H112ZM161 138L164 139V141H165L166 143H165ZM179 138H178V139H179ZM252 138H253L254 140H253ZM117 139H118V138H117ZM127 139H128V138H127ZM127 139H126V140H127ZM157 139H159V140H157ZM181 139H180V140H181ZM236 139H237V141H236ZM240 139H243V141L241 140V141L239 142L238 140H240ZM255 139H256V142H257V140H258V142H259L258 144L255 142ZM262 139H264V136H263ZM115 140H116V138H115ZM115 140H114V143H115ZM119 140H120V139H119ZM126 140H125V142H126ZM129 140L131 141V143H132V140H133L134 143H135V141H136V143L138 142V140H136V139H135V141H134L133 138H132V140H131V139H129ZM160 140H162L164 143H163V142H159V143H160V144H159L158 141H160ZM183 140H184V141H183ZM97 141H98V140H97ZM107 141H108V140H107ZM116 141H118V140H116ZM130 141H129V142H130ZM143 141H144V142H143ZM253 141H254L256 144H255ZM101 142H104V140H101ZM105 142H106V141H105ZM125 142H124V143H125ZM148 142L146 143V145L148 144ZM150 142H149V143H150ZM153 142H154V143H153ZM156 142L158 143V145L156 144ZM230 142H231V143H230ZM248 142H249V143H248ZM261 142H263V141H261ZM99 143H100V142H99ZM118 143H119V142H118ZM131 143H130V144H131ZM263 143H264V142H263ZM102 144H103V143H102ZM102 144H101V146L104 145V144H103V145H102ZM127 144H128V143H127ZM127 144H126V145H127ZM139 144L141 145V143L138 142V148H139ZM162 144H164V146L167 147V148H165ZM227 144H226V145H227ZM261 144H262V143H261ZM261 144H260V145H261ZM115 145H116V144H115ZM118 145H119V144H118ZM126 145H125V147H126ZM128 145H129V144H128ZM146 145H145V146H146ZM148 145H149V146H148ZM148 145H147L148 147L152 146V145H150V144H148ZM161 145H162V147H161ZM245 145H246V146H245ZM119 146H120V145H119ZM123 146H124V145H123ZM130 146H131V145H129V147H130ZM136 146H137V145H136ZM136 146H135V147H136ZM141 146H142V145H141ZM141 146H140V149L142 148ZM147 146H146V148H147ZM154 146H153V148H154ZM216 146H215V147H216ZM230 146H228V147H230ZM104 147H106V150L104 149ZM104 147L101 148L103 153L100 152V153H101L100 155L106 154L107 148L109 149V146H107V144L104 145ZM114 147H116V146H114ZM120 147H122V146H120ZM120 147H119L118 149H120ZM125 147H124V148H125ZM212 147H210V150L215 149V151L213 150V153L216 152L217 150L219 151V149H220V147H219L218 149H216L217 147H216V148H212ZM226 147H227V146H226ZM226 147L224 146L225 149H224L223 147H221V148L224 149V152H225V150H226V151L229 150V149H226ZM234 147H235V146H233L232 149H234ZM236 147H235V149H236ZM242 147H245V148L243 149ZM259 147H260V146H259ZM99 148H100V146H99ZM110 148H111V146H110ZM116 148H117V147H116ZM126 148H127V147H126ZM131 148H132V147H131ZM138 148H137V149H138ZM146 148L144 147V151H145V153H146V151L149 150V148H147V149H146ZM194 148H195V149H194ZM261 148H262V147H261ZM261 148H260V149H261ZM121 149H122V148H121ZM128 149H129V148H127V151L129 152L130 149H129V150H128ZM155 149H156V148H155ZM157 149H158V148H157ZM163 149H164V150H163ZM223 149H220V150L223 151ZM241 149H242V150H241ZM255 149H256V148H255ZM258 149H259V148H258ZM263 149H264V148H263ZM104 150H105V151H104ZM134 150H135V152L137 151L136 148H135ZM134 150H132V151L134 152ZM141 150H143V148H142ZM168 150H169V151H168ZM189 150H191L192 152L190 151L191 153H189V152H188ZM246 150H247L248 153H249L250 150L253 151L254 149L252 150L251 148H247ZM246 150H245V152H247ZM99 151H100V150H99ZM149 151L151 152V148H150ZM149 151H148V154H147V155L150 154ZM179 151H180V152H179ZM203 151H204V152H203ZM218 151H217V152H218ZM222 151H221V152H222ZM236 151H237V152H236ZM254 151H255V150H254ZM254 151H253V152H254ZM257 151H258V150H257ZM104 152H105V153H104ZM133 152H130V153H133ZM135 152H134V153H135ZM165 152H163V153H165ZM170 152H171V153H170ZM178 152H179V153H178ZM197 152H198V151H197ZM217 152L215 153L214 156H218V155L221 153V152L219 151V153L217 154ZM224 152H223V154L226 153V152H225V153H224ZM229 152L232 153L231 148H230V151H229ZM253 152H252V154H253ZM258 152L261 153V152H263V151H258ZM258 152H257V153H258ZM112 153H113V152H112ZM123 153H124V152H123ZM163 153H157V155L160 156V154H163ZM235 153H238V157H236V159H237V158L239 159V157L242 158L241 156H243V155H241L242 153L240 154V153L238 152V150H235ZM248 153H246V154L248 155ZM254 153L256 154V151H255ZM259 153H258V154H259ZM135 154L138 155V153H135ZM187 154H188V155H187ZM197 154H198V153H197ZM216 154H217V155H216ZM223 154H222V155H223ZM239 154H240L241 156H240ZM255 154H254V156H255ZM106 155H107V154H106ZM128 155H129V154H128ZM190 155H191V156H190ZM209 155H208V156H209ZM225 155H226V154H225ZM225 155H223V157L221 156V157H222L221 159L224 160V159H225ZM234 155H236V154H234ZM244 155H245V154H244ZM126 156H127V152H126ZM132 156H133V154H132ZM248 156H249V155H248ZM248 156H247V157H248ZM127 157H129V156H127ZM130 157H131V156H130ZM136 157H137V156H136ZM136 157L133 156L134 159H135ZM138 157H139V156H138ZM151 157H152V158H151ZM211 157H213V156H211ZM232 157H233V156H232ZM232 157H231V159H232ZM234 157H235V156H234ZM234 157H233L232 160H233V161H236V159H235ZM249 157H251V156H249ZM259 157H260V156H259ZM261 157H262V156H261ZM140 158H141V157H140ZM157 158H158V157H157ZM204 158H205V160H204ZM218 158H219V160H220V156L217 157V158H215V160L218 159ZM227 158H229V157L226 156V162H227V160H228ZM91 159H92V158H91ZM138 159H139V158H137V159L135 160V162H136V161L138 162V161L140 160V159H139V160H138ZM151 159H152V160H151ZM153 159H155L156 162H155V160H154V162H155V164L153 163L154 167H153V165H151L153 168L150 169V167H151L150 164H152L151 161H153ZM231 159L229 158L230 162L232 161ZM248 159H249V158H248ZM253 159H254V158H253ZM92 160H93V159H92ZM198 160H199V161H198ZM200 160H201V161H200ZM223 160H222V161L220 160V161H221L222 163H224L225 161L223 162ZM254 160H255V159H254ZM93 161H94V160H93ZM170 161L173 163V165L171 164V166H169ZM197 161H198L199 163H198ZM206 161H207V160H206ZM220 161H219V162H220ZM128 162H129V161H128ZM137 162H136V163H137ZM157 162H160V163L158 164ZM196 162H197V164H196ZM200 162H202V165H200V164H201ZM238 162H239V161H238ZM136 163H135V164H136ZM149 163H150V164H149ZM163 163H162V164H163ZM236 163H237V162H236ZM242 163H243V162H242ZM94 164H95V163H94ZM138 164H139V163H138ZM140 164H141V163H140ZM157 164H158V165H157ZM233 164H235V163H233ZM239 164H240V163H239ZM239 164H236V166L239 165ZM243 164H244V163H243ZM243 164H240V165H242L241 167H245ZM246 164H247V163H246ZM248 164H249V163H248ZM252 164H254V161L252 162ZM255 164H256V162H255ZM148 165H149L150 167H149ZM155 165H156V167H155ZM160 165H161V166H160ZM198 165L203 166V169H202L200 166H198ZM204 165H205V168H204ZM250 165H251V163L249 164V166H250ZM92 166H93V165H92ZM141 166H142V165H141ZM157 166H158V167L160 166L159 168H161V170L164 168V169H163L164 171L158 170L159 172H158V171H157V172H156V171H153V172H152L153 169L158 168ZM162 166H163V168H162ZM197 166H198V168H201V169H199V171L201 170V171H200V172H201L200 175H201L202 177H201V176H199V177L196 176V173L199 172L198 170H197V172H196V171H195L194 173L192 172V171H193L192 169H197ZM230 166H231V165H228V168H229ZM247 166H248V165H247ZM247 166H246L245 169H247ZM249 166H248V168H249ZM256 166H259V165H256ZM260 166H261V165H260ZM144 167H145V168H144ZM146 167L148 168V170H147ZM194 167H195V168H194ZM239 167H240V166H239ZM251 167H252V166H251ZM253 167H255V166H253ZM225 168H227V166H226ZM225 168H224V170H225ZM232 168H234V165L231 166L230 170H231ZM236 168H237V167H235V170H236ZM255 168H256V167H255ZM149 169L151 170V172L149 171ZM165 169H166V170H165ZM219 169H220V170H219ZM252 169H254V168H252ZM257 169L259 170L260 168L257 167ZM257 169H256V170H257ZM207 170L209 171V173L207 172ZM227 170H228V169H226L225 171H227ZM233 170H234V169H232L231 171H233ZM235 170H234V172H232L233 174L230 173L229 170H228V171L226 172V173H227V174H226L227 177H228V172H229L230 175H232V176L234 175V177H235V176L237 177V175L235 174V172L238 173V171H243V170H241L240 168H237L238 171H235ZM247 170H248V169H247ZM247 170H246V171H247ZM143 171H142V172H143ZM251 171L253 172V170L250 169V172H251ZM108 172L110 173V170H109ZM149 172H150V174H149ZM211 172H212V170H211ZM243 172H244V171H243ZM106 173H107V172H106ZM152 173H153V174H152ZM156 173H157V174H156ZM168 173H170V174H168ZM147 174H149L148 177H147ZM151 174H152V175H151ZM223 174H225V172H224ZM249 174L251 175V173H249ZM253 174H254V172H253ZM253 174H252V175H253ZM140 175H141V174H140ZM150 175H151V176H150ZM172 175H173V178H174L175 181L173 180ZM198 175H199V174H198ZM226 175H225V176H226ZM245 175H246V174H245ZM103 176H104V175H103ZM108 176H109V175H108ZM108 176H107V177H108ZM142 176H143V175H142ZM144 176H145V175H144ZM149 176H150V177H149ZM161 176H163V178H162ZM255 176H256V175H255ZM130 177L132 178V175H131ZM133 177L135 178V176H133ZM139 177H141V176H139ZM196 177H198V178L201 177V178H202V179L200 178L201 181H199V184H196V183H195V182H196ZM234 177H232V178H234ZM236 177H235V178H236ZM240 177H241V176H240ZM247 177H248V176H247ZM249 177H250V176H249ZM253 177H254V176H253ZM143 178H142V179H143ZM208 178H210V179L208 180ZM222 178H224V177H222ZM222 178H221V179H222ZM235 178H234V179H235ZM95 179H97L96 176H95ZM103 179H104V178H103ZM124 179H125V178H124ZM142 179L140 178V180H139L140 182L138 181L137 184H139V183L141 184V182H143V181H141ZM144 179H143V180H144ZM164 179H165V180H164ZM230 179H231V178H230ZM238 179L240 180V178H238ZM243 179H244V178H243ZM249 179H250V178H249ZM249 179H248V180H249ZM91 180H92V179H91ZM97 180H98V179H97ZM125 180H126V179H125ZM127 180H128V179H127ZM127 180H126V181H127ZM149 180L147 181V180L145 179V180H144V183H146V182H147V183H146V184H143V185L147 186V184H149V182H150ZM225 180H226V179H225ZM227 180H229V178H228ZM239 180H236V181H239ZM107 181H108V180H107ZM121 181H122V180H121ZM133 181H134V179H133ZM133 181H132V182H133ZM161 181H162V182H161ZM214 181H215V179H214ZM236 181H235V182H236ZM240 181H241V180H240ZM256 181H257V180H256ZM90 182H91V181H90ZM95 182H96V181H95ZM108 182H109V181H108ZM134 182H135V181H134ZM168 182H169V181H168ZM168 182H167V183H168ZM211 182H212V181H211ZM113 183H115V182H113ZM113 183H112V184H113ZM130 183H131V182H129L128 184H130ZM232 183H233V181H232ZM259 183H260V182H259ZM102 184H104V183H102ZM117 184H118V183H117ZM123 184H124V183H122V185H123ZM137 184L135 183V185H134V183H133V186H136V189L138 190L137 186H139V185H137ZM168 184H170V183H168ZM194 184H195V185H194ZM211 184H212V183H211ZM97 185H98V184H97ZM108 185H109V184H108ZM114 185H115V184H114ZM149 185H151V184H149ZM156 185H160V186H161V184L158 183V184H155L153 187H155ZM171 185H172V184H171ZM230 185H231V186H230ZM230 185H229V187L231 188L233 184L230 183ZM66 186H67V185H66ZM68 186H69V185H68ZM82 186H83V185H82ZM82 186H81V187H82ZM93 186H94V184H93ZM116 186H117V185H116ZM116 186H114V187H116ZM129 186H130V185H129ZM196 186H197V187H196ZM208 186H209V192H210V189H211V190L213 191V193H215V192H218V193L212 194V191H211L210 194H209V193H208V190H207V187H208ZM225 186H226V185H225ZM234 186H235V185H234ZM234 186H233V187H234ZM261 186H262V185H261ZM261 186H260V187H261ZM105 187H106V186H105ZM118 187H120V186H118ZM130 187H131V186H130ZM156 187H157V186H156ZM156 187H155V188H156ZM214 187H216V188H214ZM249 187H250V186H249ZM66 188H67V187H66ZM66 188H65V190H66ZM110 188H111V187H110ZM126 188H127V187H126ZM128 188H129V187H128ZM133 188H134L133 190L135 191V187H133ZM168 188H169V187H168ZM79 189H80V188H79ZM113 189H114V188H113ZM116 189H117V188H116ZM120 189H121V188H120ZM120 189H119V191H120ZM131 189H132V188H130V190L128 189L130 193H131V191H132ZM160 189H161V188H159V187H158V189L156 188V190H158V192H159V191L162 192V190H160ZM225 189H226V188H225ZM233 189H235V187H234ZM65 190H64V191H65ZM76 190H78V189H76ZM99 190H100V192H101L103 189H99ZM106 190H107V189H106ZM170 190H173V191H174L173 187H172V189H170ZM227 190H228V189H227ZM246 190H247V188H246ZM64 191H63V192H64ZM134 191H133V195H135V194H134ZM140 191H141V190H140ZM247 191H248V190H247ZM253 191H255V192L252 193ZM253 191L250 190V191L248 192V193H250L251 195L248 194V193L246 194L247 196H249L248 198L251 199V200H254V199H252L250 196H252V195H256V194L258 193V190H257V189H256V190L254 189ZM63 192L61 193V196L58 195V196H60V197L62 198V200H61V198L58 197V199H60L61 202L63 201V199H64L63 196L65 195ZM122 192H123V191H122ZM144 192H145V191H144ZM158 192H157V194H158ZM79 193H80V192H79ZM79 193H78V195H79ZM104 193H105V192H104ZM108 193H109V195L107 194L108 197H109V196H112V195H110V194H111L110 192H108ZM140 193H141V192H140ZM162 193H163V192H162ZM170 193H171V192H170ZM172 193H173V192H172ZM175 193L173 194V197H175ZM239 193H240V192H239ZM255 193H256V194H255ZM63 194H64V195H63ZM124 194H125V193H124ZM155 194H156V193H155ZM164 194H165V193H164ZM225 194H226V193H223V195H225ZM115 195H116V194H115ZM138 195H139V194H138ZM162 195H163V194H162ZM166 195H168V194H166ZM171 195H172V194H171ZM177 195H178V194H177ZM220 195H221V197H220ZM239 195H240V194H239ZM244 195H245V194H244ZM66 196H67V197H66ZM66 196H65V197L68 198V194H67ZM156 196H157V195H156ZM169 196H170V195H169ZM226 196H227V194H226ZM241 196H242V197H241ZM241 196H240L241 198L239 197V199L237 200V203L240 202V201H239L240 199L242 200V198H244L243 195H241ZM247 196L245 197V198H246V201L248 200V201H247V202H248L247 205H248V204L250 205V204H252L254 201H252V203L249 202L250 200L247 198ZM75 197H76V196H75ZM87 197H88V196H87ZM97 197H98V195H97ZM112 197L114 198V196H112ZM116 197H118V196H116ZM143 197H145V196H143ZM149 197H150V196H149ZM157 197H158V196H157ZM159 197H160V196H159ZM161 197H162V196H161ZM233 197H234V196H233ZM233 197H232V198H233ZM256 197H257V196H256ZM98 198H99V197H98ZM98 198H97V199H98ZM110 198H111V197H110ZM110 198H107L108 201H109ZM118 198H119V197H118ZM133 198H134V197H133ZM170 198H171V196H170ZM225 198H226V197H225ZM235 198H236V197H235ZM245 198H244V200H245ZM99 199H100V198H99ZM99 199H98V200H99ZM102 199H103V198H102ZM107 199H106V201H107ZM111 199H112V198H111ZM114 199H115V198H114ZM120 199H121V198H120ZM129 199H130L131 202H132L133 200H136V198H135V199H132V196H131ZM171 199H173V198H171ZM178 199H179L180 201H178ZM190 199H189V200H190ZM70 200H71V199H70ZM104 200H105V199H104ZM104 200H103V201H104ZM116 200H117V198H116ZM118 200H119V199H118ZM258 200H259V199H258ZM258 200L256 199V201H258ZM260 200H261V199H260ZM56 201H57V200H56ZM108 201H107L106 204H109V205H110L111 200H110V202H108ZM127 201L129 202V200H126V203H127ZM138 201H139V199H138ZM153 201H154V200H153ZM226 201H227V200H226ZM232 201H234V200H232ZM61 202H59V203L61 204ZM63 202H64V201H63ZM69 202H70V201H69ZM69 202L67 203V205L69 204ZM100 202H101V201H100ZM112 202H113V201H112ZM124 202H125V201H124ZM131 202L128 203V204H132ZM146 202H147V201H146ZM149 202H151V201H149ZM234 202H235V201H234ZM242 202H244V201H242ZM262 202H263V201H262ZM101 203H102V202H101ZM212 203H213V204H212ZM231 203L235 206V203H233V202H231ZM231 203H230V204H231ZM245 203H246V202H245ZM254 203H255V202H254ZM254 203H253L252 206H254ZM257 203H258V202H257ZM111 204H112V205H110V206L107 205L106 207L109 206V207H108L109 209L106 208V210H104V211L112 210V212L109 211V213H110V212H111V213H116L115 211L117 210V212H120L122 206H120L119 211H118V208H117L116 206H117V205L119 206V204L114 203V204H117V205H115V208H114L113 203H111ZM135 204H137V202H135ZM138 204H139V203H138ZM138 204H137V206H138ZM208 204H209V205H208ZM224 204H225V203H224ZM239 204H240V206H242V205H241V202H240ZM57 205H58V204H57ZM71 205H72V204H71ZM71 205H70V206H71ZM120 205H121V203H120ZM122 205H123V207H122L123 209H122V210L125 211V209H127V208H124V207H125L127 204L125 205V203H124V204H122ZM149 205H150V204H149ZM215 205H216V202H215ZM227 205H228V203H227ZM233 205H231V206H233ZM237 205H238V204H236V207L239 206V205H238V206H237ZM247 205H246V206H247ZM249 205H248V206H249ZM259 205H260V204H259ZM263 205H264V204H263ZM61 206H62V204H61ZM64 206H65V205H64ZM74 206H75V204H74ZM76 206H77V204H76ZM128 206H129V205H127V207H128ZM130 206H131V205H130ZM147 206H148V205H147ZM224 206H225V205L221 206L220 208L222 209V207H224ZM229 206H230V205H228V210L225 209V207H224L225 210L223 209V211H222V210H219V209H218V210L221 211V213H222L223 215H225L226 212H229V211L233 213V210L235 211L236 208L233 206L234 209H232V211H231V210H229V209H231V208H233V207H231V206L229 207ZM244 206H245V204H243V207H244ZM246 206H245V207H246ZM248 206H247V207H248ZM59 207H60V206H59ZM71 207H72V206H71ZM104 207H105V206H104ZM110 207H111V209H110ZM215 207H216V206H215ZM218 207H219V206H218ZM245 207H244V208H245ZM247 207H246V208H247ZM249 207H250V206H249ZM61 208H62V207H61ZM61 208H60V210H62ZM64 208H65V207H64ZM74 208H75V207H74ZM99 208H100V207H99ZM112 208L115 209L114 212H113V209H112ZM116 208H117V209H116ZM137 208H138V207H137ZM181 208H182V207H181ZM203 208H204V206H203ZM203 208H201V210H202ZM205 208H204V209H205ZM209 208L211 209V206H210ZM212 208H213V206H212ZM239 208H240V207H239ZM244 208H243V209H244ZM250 208H252V207H250ZM256 208H257V209H256ZM66 209L68 210V208H66ZM69 209H70V208H69ZM71 209H73V208H71ZM76 209H77V208H76ZM131 209H132V208H131ZM134 209H136V208H134ZM176 209H177V208H176ZM184 209H185V210H184ZM255 209H256V211H257V210L260 211V209L257 207V205H256V207H255L253 210H255ZM63 210H64V209H63ZM74 210H75V209H74ZM127 210H128V209H127ZM129 210H130V209H129ZM129 210H128V211H129ZM196 210H197V208H196ZM205 210H206V209H205ZM205 210L200 211V213H205V212H207V210H206V211H205ZM212 210H213V213L210 211V212H211V215L214 214V210H215V209H212ZM226 210H227V211H226ZM247 210H249V209H247ZM64 211H65V210H64ZM131 211H132V210H131ZM193 211H194V210H193ZM198 211H199V209H198ZM219 211L216 210L215 213H217V212H219ZM224 211H226L225 214H224ZM133 212H134V211H133ZM135 212L138 213L137 211H135ZM262 212H263V209H262ZM65 213H66V212H65ZM125 213H126V212H125ZM125 213H124V214H125ZM127 213H128V212H127ZM136 213L134 214V216H136V219L133 218V219H135V221L137 220V215H139V214L136 215ZM200 213H199V214H200ZM221 213H219V214H221ZM232 213H230V214L228 213L229 215H228V214H226V215H227V217H230V216L233 215L234 218L231 217L233 220L229 218L228 220H227V219H224V221H223V220L221 219V220L224 222V223L222 222L223 225L221 224V221H219V222H220V224H219V223H217V220H216V221H215L216 224H219L220 226H218V225H213V228H212L211 225H212L213 222H212V223L209 222V223H211V225H209V226H211V228H212L211 230H212V231L209 230V228H208L207 226H206V227L204 226L206 229L208 228L209 231H208V230H207V231L210 233V235H208V234H209L208 232H207V233H204V234H206L207 237L210 236L209 238L212 237V236H211V232H212V234H214V232H215V234L213 235V237H219V236H220V238H221L222 236H224L223 232H222V234L220 235V232H221V231H225V230H223V228H221V231L218 230V231L216 232V230H217L218 227H222V226H224V225H225V226L228 225L227 227L230 226V227H229V229H230V228H233V227H231L232 224H236L238 221H240L239 219H238V221H236V220H237V217H235V216H234L235 214H232ZM263 213H264V212H263ZM105 214H106V213H105ZM105 214H104V215H105ZM191 214H195L196 217L199 215V214L196 215V213H194V212L191 213ZM191 214H190V215H191ZM207 214L209 215L210 213H206L205 215H207ZM219 214H218V216H219V217L221 216V218H222L223 216H222V215H219ZM241 214H242V213H241ZM260 214H261V213H260ZM1 215H2V214H1ZM58 215H59V214H58ZM61 215H62V214H61ZM61 215H60V217H61ZM99 215H100V214H99ZM106 215H107V214H106ZM156 215H157V213H156ZM175 215H177V216H175ZM182 215H183V216H182ZM190 215H189V216H190ZM211 215H210V216H211ZM214 215H215V214H214ZM239 215H240V214H239ZM54 216H55V215H53V217H54ZM101 216H102V215H101ZM139 216H140V215H139ZM154 216H155V215H154ZM161 216H162V215H160V219H161V218L164 219V218L161 217ZM184 216L187 217L188 219L185 218ZM191 216H192V220H194V218H196V217H193L194 215H191ZM210 216H209V219H210V221H211V218H212L213 216H212V217H210ZM215 216H216V215H215ZM255 216H256V215H255ZM104 217H105V216H104ZM106 217H107V216H106ZM106 217H105V218H106ZM109 217H110V215H109ZM109 217H108L107 219H109ZM112 217H113V216H111L112 222H114V221H113L114 217H113V218H112ZM131 217H132V216L130 215V218H131ZM164 217H165V216H164ZM183 217H184V218H183ZM200 217H201V220H202V217H204V216H203V215H202V216H198L197 219H199ZM245 217H246V216H245ZM245 217H244V218H245ZM253 217H254V216H253ZM256 217H257L256 219H259V218H260V217H258V216H256ZM262 217H263V216H262ZM262 217H261V219H262ZM32 218H34V217H31V219H32ZM100 218H101V217H100ZM122 218H123V217H122ZM122 218L120 217V218L117 219V217H116L115 222H116V223L119 222V219H122ZM127 218H128V214H127ZM127 218H126V219H127ZM139 218H140V217H139ZM205 218H208V216H207V217L205 216L203 219H205ZM217 218H218V217L216 216L215 219H217ZM224 218H226V217L224 216ZM235 218H236V220H235ZM246 218H248V217H246ZM249 218H250V217H249ZM53 219H55V218H53ZM85 219H86V218H85ZM102 219H103V220H102ZM102 219H101V221H104V218H102ZM107 219H105V221H106ZM111 219H110V220H111ZM166 219H167V217H166ZM197 219H195V220H197ZM241 219H242V218H241ZM263 219H264V218H263ZM28 220H29V218H28ZM28 220H27V221H28ZM35 220H36V218H35L33 221H35ZM58 220H59V217H58ZM58 220L56 221L57 223H58ZM82 220H84V219H82ZM95 220H96V219H95ZM95 220H94V221H95ZM117 220H118V221H117ZM128 220H130V219H128ZM178 220H179V221H178ZM190 220H191V218H190ZM195 220H194L193 222H194V224L196 225V223H197L198 221L196 222ZM207 220H208V219H207ZM212 220H213V219H212ZM225 220H226V222H228V224H225V223H226ZM234 220L236 221L235 223H234ZM243 220H244V219H243ZM253 220H255V219H253ZM45 221H46V223L48 224L47 220H45ZM84 221H85V220H84ZM92 221H93V220H92ZM131 221H133V220H131ZM137 221H138V220H137ZM157 221H158V220H157ZM161 221H162V220H161ZM161 221H160V223H159V225L161 224L160 226H163V224L166 225V226H167V225H170V222H167V221H166V224H165V222L163 223V222H161ZM164 221H165V220H164ZM229 221H230V222H229ZM231 221H233V222H231ZM256 221H259V222H260V219H259V220H256ZM263 221H264V220H263ZM263 221H261V223H262ZM3 222H5V221H4V218H3ZM9 222H10V221H9ZM24 222H25V221H24ZM38 222H40V221H38ZM38 222H37V223H38ZM56 222H55V223H56ZM108 222H111V221H108ZM115 222H114V223H115ZM120 222H121V221H120ZM120 222H119V225H118V223H117V225H116V226H118L117 229L119 228V226H122L121 229H123V227H125V225H123L124 222H125V224L128 225L129 227L131 226V225H129L130 223H129V224L126 223L127 220H126V221L123 220V222H122L123 224L121 223V225H120ZM193 222H192V224H193ZM204 222H208V221H206V220H202V222H201L200 219H199V223H197V224H199V225H197V226H200V223H204ZM34 223H36V222H34ZM46 223H45V225H46ZM53 223H54V222H53ZM55 223H54V224H55ZM106 223H107V222H106ZM114 223H112V224H114ZM133 223H134V221H133ZM139 223L141 224L140 226L144 229L145 226L142 225L144 222L142 223V220H141V222L138 221L137 224L139 225ZM150 223H152V222H150ZM162 223H163V224H162ZM229 223H232V224H229ZM245 223H246V221H245ZM245 223L243 224V222L240 221V223H237L235 226L232 225V226H234L235 228H233V230H232V229H230V230H232V233L234 234V231H235L234 229H237V232H235V233H236L235 236L238 235L237 237H239L240 235H242V233H240L241 231H239L240 229H241V230L246 229L245 227L248 226V223H249L248 228H250L251 225H253V224H250V223H253L252 220H251V222H250V219L247 220V224H245ZM257 223H258V222H257ZM257 223L255 222V225H259V224H257ZM263 223H264V222H263ZM263 223H262V226H264ZM3 224H4V223H3ZM5 224H6V222H5ZM8 224H9V223H7V225H8ZM24 224H25V223H24ZM24 224H23V226H24ZM28 224H29V223H28ZM32 224H33V222H32ZM42 224H43V223H42ZM65 224H66V223H65ZM83 224H84V223H83ZM101 224H102V223H101ZM131 224H132V222H131ZM134 224H135V223H134ZM134 224H132L131 227H133ZM180 224H182V223H180ZM207 224H208V223H207ZM214 224H215V223H214ZM238 224H239V225H238ZM242 224H243L244 227L242 226ZM9 225H11V223H10ZM26 225H27V224H26ZM57 225H58V224H57ZM63 225H64V224H63ZM91 225H92V224H91ZM106 225H107V224H106ZM135 225H136V224H135ZM138 225H137V226H138ZM153 225H154V224H153ZM157 225H158V224H157ZM159 225H158V226H159ZM188 225H187V227H188ZM204 225H205V223H204ZM237 225H238V226H237ZM240 225H241V226H240ZM36 226H37V224H36ZM38 226H39V225H38ZM38 226H37V227H38ZM41 226H42V225H41ZM43 226H44V224H43ZM93 226H94V224H93ZM137 226H136V227H137ZM160 226H159V227H160ZM178 226H176V228H178L177 230H176V228H171V226H167V227H170V228H171V232H173V230L175 229V230H176V235H177V236H178V234L180 233V234H179V235H180L179 238H181L182 241H183V238L186 239V237H187V240H188L189 236H192V237L194 236V237H193L194 239H196V238L198 237L197 239H199V241H197V242H196V240L194 241V240L192 239V237H190V240L192 239L194 242H193L192 240H191L190 242H188L189 240L186 241V240L184 239V242L186 241V242L188 243V245L186 244V242H185V243L183 242V244L186 245L187 247L189 246L190 249H191V247H197L196 245H197V244H200V243L203 242V241H204V243L207 242V241L205 242V240H203V237L205 236V235H203V232H204V229H205V228H204V229L202 228V229H203V232H202V230L200 229L199 232H200V231H201V232H200V233H197L198 229H196V226H195V228H194V229H196V230H195V233H196V234H195V233H194V230L192 231V230L189 229V228H190V225H189L188 229L185 228L183 225H181V228L184 227V228L186 229V231H183V232H184V235H187L186 232L188 233V235H187L186 237H184V235L181 237V234H183V233H182V232H178L179 227H180V226H179V227H178ZM201 226H202V224H201ZM214 226H218V227L214 228ZM225 226H224V227H225ZM236 226H237V228H236ZM2 227H3V226H2ZM10 227H12V225H11ZM33 227H34V226H33ZM37 227H34V229H35V228L37 229ZM56 227H57V226H56ZM104 227H105V226H104ZM108 227H109V226H108ZM108 227H107V228H108ZM110 227H112V225H110ZM136 227H135V228H136ZM138 227H139V226H138ZM154 227H155V226H154ZM154 227H153V228H152V227H149V228L146 227V228H148L149 231H152V232L154 233V230L156 231V228L159 229L157 226L155 227V229H154ZM202 227H203V226H202ZM238 227H241V228L238 229ZM28 228H30V227H28ZM65 228H66V227H65ZM65 228H64V229H65ZM93 228H94V227H93ZM105 228H106V227H105ZM107 228H106V229H107ZM115 228H116V227H115ZM125 228H126V227H125ZM125 228H124V229H125ZM135 228H134V230H138V228H136V229H135ZM146 228H145V229H146ZM150 228H151V229H154V230H150ZM181 228H180V229H181ZM184 228H182V229H184ZM242 228H243V229H242ZM258 228H259V227H258ZM3 229H4V228H3ZM30 229H31V228H30ZM34 229L32 228V232H33ZM64 229H63V230H64ZM66 229H68V226H67ZM89 229H91V228H89ZM97 229H98V228H97ZM97 229H96V230H97ZM108 229H109V228H108ZM119 229H120V228H119ZM127 229H128V228H127ZM131 229H132V228H131ZM131 229H130V230H131ZM160 229H161V227H160ZM160 229H159V230H160ZM163 229H164V228H163ZM206 229H205V230H206ZM213 229H214V230H213ZM215 229H216V230H215ZM229 229H227V230L229 231ZM252 229H253V227H251V230H252ZM25 230L28 231L27 227H26ZM40 230H41V232H40ZM112 230H113V229H112ZM128 230H129V229H128ZM169 230H170V229H169ZM189 230L192 231L193 233L190 232ZM251 230L248 229L247 233H246V234H243V235L245 236V235H247L248 233L250 234V231H251ZM10 231H11V230H10ZM30 231H31V230H30ZM30 231H28V232H30ZM46 231H47V230H46ZM50 231H51V230H50ZM64 231H65V230H64ZM105 231H106V230H105ZM113 231H114V230H113ZM113 231H112V232H113ZM117 231H118V230H117ZM123 231H124V230H123ZM131 231H132V233L135 232V234H134V233H133V234H134L135 236H137V235H136V232H137V231H133V230H131ZM131 231H130L129 233H131ZM141 231H142V230H141V228H140V229H139V232L141 233ZM162 231H163V230H162ZM210 231H211V232H210ZM12 232H13V230H12ZM14 232H15V230H14ZM24 232H25V231H24ZM28 232H27V233H28ZM32 232H30L31 234H29L30 236H29L28 238H30V237L37 238V235L39 236L40 233H41V236H43V235H42V234H43V230H42V229H39V232H40L39 234H37L38 232L35 231V230H34V233H35V234H33ZM44 232H45V231H44ZM53 232H54V231H53ZM67 232L69 233V230H68ZM67 232L65 231V233H67ZM112 232H111V234H112ZM156 232H157V231H156ZM171 232H170V233H171ZM177 232H178V233H177ZM218 232H219V233H218ZM229 232L231 233V231H229ZM229 232H227V233L225 232V234L227 235ZM9 233H10V232H9ZM45 233H46V232H45ZM76 233H77V232H76ZM108 233H109V232H108ZM132 233H131V234H132ZM140 233H138V234H140ZM142 233H143V231H142ZM168 233H169V232H168ZM191 233H192L193 235H191ZM201 233H202V234H201ZM232 233L229 234V235L233 236ZM254 233H255V231H254ZM32 234H33V235H32ZM46 234H47V233H46ZM48 234H49V233H48ZM48 234H47V235H44V236H46V237H50V238H48V239L45 238V240L47 241V245H46L45 243H44L45 245H43V246H48L47 249H49V247H50V245H51V242L53 243V240H54V241H55V240H56V241H57V240H58V241H59V240L61 241V239H59V238H58V239H53V240H51L52 237H55V236H54L55 234H52V235H49V236H48ZM50 234H51V232H50ZM113 234H115V233H113ZM121 234H122V233H121ZM133 234H132V235H133ZM143 234H145V233H143ZM165 234H166V233H165ZM173 234H174V235H173ZM173 234H171V235H172V236H176L175 233H173ZM189 234H190V235H189ZM197 234H199V235H197ZM258 234H259V233H258ZM31 235H32V236H31ZM59 235H60V234H59ZM61 235H62V234H61ZM61 235H60V236H61ZM70 235H71V233H70ZM74 235H76V234H74ZM108 235H109V234H108ZM134 235H133V236H134ZM201 235H203L202 238L199 237V236H201ZM216 235H217V236H216ZM27 236H28V235H27ZM34 236H36V237H34ZM51 236H52V237H51ZM66 236H67V235H66ZM78 236H79V235H78ZM111 236H112V235H111ZM140 236H142V235L140 234ZM140 236H138V237H140ZM167 236H170V234H169V235L167 234ZM172 236H170L169 238H172V239H173ZM235 236H234V237H235ZM244 236H243V238H242V236H240L242 239L239 238V240H240V239L243 240V239L245 238L244 240H246V242H247V240H250L251 237H252V236H251L250 239H246L248 235H247L246 237H244ZM249 236H250V235H249ZM249 236H248V238H249ZM254 236H255V235H254ZM64 237H65V236H64ZM69 237H70V236H69ZM76 237H77V235H76ZM113 237H114V236H113ZM123 237H124V236H123ZM147 237H148V236H147ZM237 237H236V240H235V241H233V242L230 241V243L234 244V245L229 244V245H231V246H230V247H231V250H232V248H233L234 246L236 247V245L238 244V243H237V240H238ZM256 237L261 238V237H259V236H256ZM262 237H263V236H262ZM33 238H31V239H29V240L31 241ZM43 238H44V237H43ZM55 238H57V237H55ZM60 238H62V237H60ZM106 238H108V236H107ZM111 238H112V237H111ZM134 238H135V237H134ZM149 238H151V236H150ZM158 238H159V237H158ZM158 238H157V239H158ZM160 238H161V237H160ZM163 238H164V237H163ZM163 238H162V240H164ZM165 238H166V236H165ZM174 238H175V239H174V243H172V242H173V240H172V242H170L169 245H165V243L167 242V244H168L169 241H165V242H163L164 245H165V248L167 247L168 249H169L168 246L175 244V246H172V247L169 249V251H171V252H167V251H165V250H168V249H165V248H164V245H163L162 243L160 244V245H163V247L160 246V247H161V251L164 249V251L166 252V253L163 252V253H164L163 255H165V254L167 255V258H166V259H165V256H166V255H165V256H162L161 251H160V253H159V252H158V253H159V255L161 254L162 257L159 256L158 254H157L158 256H157V255L154 256V257L160 258V259H159L160 262H162V261L164 260V261L162 262L163 264H167V262H168V264H169V263H171V264H172V263H173V264H178V260H175V259H173V260H175V263L173 262V260L170 262V258L172 259V257H170V254H169V253H172L173 258H175L174 256L179 257L183 252H184V253H187V252L189 251V250L186 251V250H187V249L185 248L186 246L184 247V245H182V243H181L182 241H179V240H178L179 238H178V239H176L177 237H174ZM204 238H205V237H204ZM38 239H39V237H38ZM73 239H74V238H73ZM73 239H71V242L74 241ZM108 239H110V237H109ZM108 239H107V240H108ZM115 239H116V238H115ZM166 239H168V237H167ZM200 239H202L203 241H202V240L200 241ZM207 239H208V238H207ZM221 239H222V238H221ZM221 239L218 238V239L216 240V238H215L216 241H214V245L218 244V242L220 241V243L218 244V246H220V244L222 243L221 241L223 240V242H225V243H223V244L227 247V244L229 243V242H228L229 240L227 239V240H228V241H227L226 238H225V239L223 238L222 240H221ZM256 239H257V238H256ZM23 240H24V239H23ZM45 240H44V242H45ZM107 240H106V241H107ZM124 240H125V241H124ZM168 240H170V239H168ZM218 240H219V241H218ZM225 240H226L227 242H226ZM257 240H260V239H257ZM257 240H256V241H257ZM32 241H33V240H32ZM34 241H35V240H34ZM34 241H33V242H34ZM39 241H41V240H39ZM50 241H51V242H50ZM56 241H55V242H56ZM58 241L56 242L57 245H56V244H55V245L52 244V245H53V247L55 246V247H54L55 249H57V247H58V250H59ZM75 241H76V240H75ZM75 241H74V242H75ZM116 241H117V240H116ZM116 241H115V245H116V243H117ZM127 241H128V239L124 237L122 242L125 243L126 249H127L128 247L132 249V247H134V246H136V245H137V247H138V245L140 244V241H139L138 243L136 242V241H138V238H137L136 241H134V243H133V241H132V244H135V243H136V245H134V246H132V244L129 243V242H127ZM145 241H146V240H145ZM217 241H218V242H217ZM253 241H254V240H253ZM12 242H13V240L11 241V243H12ZM15 242H16V241H15ZM24 242H25V241H24ZM37 242H38V241H37ZM48 242H49L50 244H48ZM55 242H54V243H55ZM62 242H63V241H62ZM62 242H61V244H59L60 246L62 245ZM65 242H66V240H65ZM108 242H109V241H108ZM110 242H111V241H110ZM126 242H127L129 245H128ZM149 242H150V241H149ZM149 242H148V243H149ZM155 242H156V241H155ZM160 242H161V240H160ZM179 242H180V243H179ZM191 242H193L195 245H194V246H193V245H189V244H191ZM195 242H196V243H195ZM216 242H217V243H216ZM244 242H245V241H244ZM254 242H255V241H254ZM25 243H26V242H25ZM25 243H24V244H25ZM42 243H43V239H42ZM59 243H60V242H59ZM68 243H70V241L68 242V240H67V243H65V244H67V246H68ZM72 243H73V242H72ZM72 243H70V244H72ZM75 243H76V242H75ZM119 243H120V242H119ZM153 243H154V242H153ZM153 243H152V244H153ZM171 243H172V244H171ZM193 243H192V244H193ZM208 243H209V244H208ZM208 243H206V244H208L207 246L204 244V247H208V248H209V249L206 248V252H205V249L202 250V249L204 248V247L202 246L203 248L201 249V251H202V252L204 251V252L202 253L203 255L199 254V253H201L200 250H197V251H196V249H195V250L192 249L193 251L190 250V252H189L188 254L191 253V255H192L193 253H195V254L197 255L196 257L193 256V258H190L192 264H193V263H194V264H197L199 261L204 262V259L206 258V257L203 258L204 255H205V254H206V255H207V254L209 255V252L211 251L210 249H212V248H213V249L218 248L217 245H216L217 247H216V246H212V248H210V246L213 245V244H212V241L210 242V240H209ZM259 243L261 244V241H260ZM14 244H15V243H14ZM63 244H64V243H63ZM70 244H69V246H72V245H70ZM113 244H114V243H113ZM126 244H127L128 246H127ZM142 244H143V243H142ZM154 244H155V243H154ZM177 244H178V245L180 244V245H182V246L180 247V245H179V247H180V248H179V247L177 246ZM210 244H211V245H210ZM242 244H243V243H241V245H242ZM16 245H17V243H16ZM18 245H19V243H18ZM25 245H27V244H25ZM73 245H74V244H73ZM83 245H84V243H83ZM106 245L108 246L107 242H106ZM106 245H105V246H106ZM111 245H112V244H111ZM111 245H110V246H111ZM130 245H131V247H130ZM158 245H159V244H158ZM201 245H203V244L201 243ZM201 245H199V246H201ZM224 245L222 246V248L225 247ZM241 245H240V243H239V247H237V251L235 252V250H234L233 252H235V253L238 252V253H239V252L241 251V252H244L245 255H246V254H247V251L250 250L249 244H247L248 246H247L246 244H245V245L243 244V245L245 246V248H244V247H241ZM23 246H24V245H23ZM67 246L65 245L64 248H68V247H69V246H68V247H67ZM110 246H109V247H110ZM123 246H124V244H122V248H123ZM139 246H140V245H139ZM176 246L179 248L180 251L183 249V250L181 251V253H179L180 251L177 250V255H175L176 252H174L175 249H177ZM199 246L197 247L198 249L200 248ZM246 246L248 247V249H247ZM255 246H256V245H255ZM257 246H258V245H257ZM257 246H256V247H257ZM12 247H13V244H12ZM51 247H52V246H51ZM51 247H50V248H51ZM102 247H103V246H102ZM115 247H117V246H115ZM160 247H158V248H160ZM175 247H176V248H175ZM214 247H215V248H214ZM235 247H234V248H235ZM240 247H241L242 250L240 249ZM251 247H252V246H251ZM14 248H16V247L14 246ZM14 248H13V249H14ZM19 248H20V247H19ZM39 248H40V247H39ZM54 248H51V249H49V250L53 252V255L55 254V255L57 256V255H58L57 252H59V251L57 250V252H56L57 254H56V253H55L56 250H55ZM110 248H111V247H110ZM162 248H163V249H162ZM172 248H174V249H172ZM181 248H182V249H181ZM219 248H221V246H220ZM222 248H221V249H217V250H215V251H218V252L221 251V252H223V253L220 252L219 254H225V255H226L227 253H224V251H225L227 248H226V249L223 248V249H225L224 251H223ZM21 249H22V248H21ZM23 249H24V248H23ZM35 249H37V247H36ZM60 249H61L60 251H63V250H64L63 247H61ZM69 249H71L72 251L74 250V248L72 249V247H69L68 250H67V249H65V250H66V251H69ZM81 249H82V248H81ZM115 249H116V248H115ZM126 249H125V247H124L122 250H123V251L125 250L126 252H127V250L129 251V249H127V250H126ZM155 249H156V248H155ZM171 249H172V250H171ZM188 249H189V248H188ZM213 249H212V250H213ZM243 249H244L245 251H244ZM253 249H255V248L252 247V250H253ZM14 250H15V249H14ZM19 250H20V249H19ZM28 250H31V249H28ZM39 250H40V249H39ZM42 250H43V251H42L43 253L46 251V250H44L43 248H42ZM78 250H79V249H78ZM101 250H102V249H101ZM105 250H107V248H105ZM132 250H133V249H132ZM139 250H140V249H139ZM139 250H138V252H140ZM159 250H160V249H159ZM159 250L156 249V251H159ZM173 250H174V251H173ZM208 250H210V251H208ZM227 250H229V249H227ZM227 250H226V252H227ZM238 250H239V251H238ZM11 251H12V250H11ZM17 251H18V248H17ZM33 251H36V250L33 249ZM83 251H84V250H83ZM118 251H119V250H118ZM125 251H124L123 254L126 253ZM130 251H131V250H130ZM130 251H129V252H130ZM143 251H144V250H142V252H143ZM145 251H146V250H145ZM145 251H144V252H145ZM147 251H148V249H147ZM147 251H146V252H147ZM198 251H200V252H198ZM207 251H208V252H207ZM250 251H251V250H250ZM258 251H259V250H258ZM260 251H261V255H262V253L264 252V249H261ZM260 251H259V252H260ZM15 252H16V251H15ZM15 252H14V253H15ZM23 252H24V251H23ZM23 252H22V253H23ZM25 252H26V251H25ZM46 252H47V251H46ZM46 252H45V253H46ZM48 252H49V251H48ZM100 252H101V251H100ZM109 252H110V251H109ZM138 252H137V253H138ZM146 252H145V253H146ZM192 252H193V253H192ZM197 252H198V254H197ZM241 252H240L239 254H241V255L243 256L244 253L242 254ZM248 252H249V251H248ZM252 252L255 253V254L253 253L252 255H256V253H258V252L254 251V250L251 251V253H252ZM19 253H20V252H19ZM19 253H18V256H19ZM30 253H31V251H30ZM30 253H28V255H29ZM43 253H42V254L39 253V254H40L39 256H38L37 254H35V255H36V258H39V259H41V258L43 257V258L45 259V263H46L48 260H47V258H46L45 256L48 257V255H47L48 253H47L46 255L43 254ZM64 253H65V252H64ZM67 253H68V252H67ZM70 253H71V252H69V254H70ZM77 253H78V252H77ZM80 253H81V252H80ZM80 253H79L78 255H80ZM114 253H115V252H114ZM116 253H117V252H116ZM116 253H115V254H116ZM127 253H128V252H127ZM132 253H133V251H132ZM137 253H136V254H137ZM150 253H151V250H150ZM167 253L169 254V256H168ZM178 253H179L180 255H179ZM204 253H205V254H204ZM214 253H215V252H214ZM214 253H213V255H214ZM216 253H217V252H216ZM9 254H10V253H9ZM16 254H17V253H16ZM50 254H51V252H50ZM60 254L63 255L64 258L66 259V256H65L64 254H62V252H60L59 255H58V257L60 258V260H61V257H63V256H60ZM69 254H68V255H69ZM72 254H73V253H72ZM83 254H84V253H83ZM95 254H96V252H95ZM100 254H101V253H100ZM112 254H113V253H112ZM25 255H27V252H26ZM35 255H34V256H35ZM41 255H43V256H41ZM44 255H45V256H44ZM68 255H67V258L70 257V256H68ZM96 255H97V254H96ZM98 255H99V254H98ZM118 255H119V254H118ZM125 255H126V254H125ZM128 255H130V253H128ZM139 255H142V254H139ZM143 255H144V253H143ZM146 255H147V254H146ZM172 255H171V256H172ZM193 255H194V254H193ZM206 255H205V256H206ZM225 255H224V256H225ZM227 255H228V254H227ZM241 255H240V256H241ZM245 255H244V256H245ZM249 255H250V253H249ZM11 256H12V255H11ZM13 256L15 257V255H13ZM20 256L23 257V260H24L25 257H26V256H24V254H22V255H20ZM20 256H19V257H20ZM31 256H32V258L34 257V256H33V253L31 254ZM37 256H38V257H37ZM56 256H55V257H56ZM112 256H113V255H112ZM123 256H124V255H123ZM133 256H134V253H133ZM210 256H211V257H210ZM210 256H208L207 259H209V257L212 258V255H210ZM215 256H216V254H215ZM228 256H230V255H228ZM232 256H233L234 258H231ZM244 256H243V257H244ZM246 256H247V255H246ZM256 256H259V253H258ZM256 256H255V257H256ZM262 256H264V254H263ZM14 257H12V258L14 259ZM29 257H30V256H28V257L26 258L27 260H26L25 262H27L29 259H31V258H29ZM40 257H41V258H40ZM51 257H52V256H49V257H48L49 261H48L47 264H51V263L54 264V262H55L54 260H53V262H52V260L50 261V258H51ZM55 257L53 256L52 259H54ZM58 257H56L57 259L55 258V259L58 261V262L56 261L55 264H57V263H59V262L61 263V261L64 260V259H62V260L60 261V260L58 259ZM72 257H73V256H72ZM72 257H70L69 260H70ZM77 257H78V256H77ZM83 257H84V256H83ZM83 257H81V258H83ZM96 257H97V256H96ZM115 257H116V256H115ZM117 257H118V256H117ZM120 257H121V256H120ZM125 257H126V256H125ZM169 257H170V258H169ZM182 257H183V254H182L181 258H178V259H181V261L183 260V261H182L183 263H186V264H187V263H188V264L190 263V260L186 259V258H189V257L185 256V258L183 257L184 259H183ZM225 257H226V256H225ZM250 257H251V256H250ZM250 257H248V258H246V259H249ZM8 258L10 259V256H9ZM43 258H42V259H43ZM74 258H75V257H74ZM99 258H100V256H99ZM107 258H108V257H107ZM110 258H111V257H110ZM110 258H109V259H110ZM151 258H152V257H150V259H149V261H151V263H152V260H155V261L153 262V264H154V263H155V264H156V263L159 264V261H156V259H153V258L151 259ZM161 258H162V259L164 258V259L162 260ZM168 258H169V260H167ZM213 258H214V257H213ZM215 258L218 259L219 256H217V257H215ZM215 258H214V260H215ZM221 258H222V257H221ZM230 258L232 259L231 261H230ZM230 258H228L229 260H227V261L224 260V261L227 262V263H224V264H232V263H233V264H234V263L238 264V262H241V263H239V264H242V262H243V264H245L244 262L249 263V262H248L249 260H248V261H247L246 259L242 260L241 258H240L241 261H237L236 259H238V257L235 258V255H231ZM251 258H252V257H251ZM251 258H250V260H251ZM253 258H254V257H253ZM9 259H8V260H9ZM18 259H19V258H18ZM21 259H22V258H21ZM39 259H38V260H39ZM42 259H41V261L39 260L41 263L38 261L40 264H42V263L44 262V260H42ZM185 259H186V261L188 260V262L184 261ZM201 259H203V260H201ZM207 259H206V262H207ZM217 259H216V260H217ZM240 259H238V260H240ZM254 259L260 260L261 262L259 261L258 263H261V264L263 263V264H264V262H263L264 260L262 259V257H261L262 260H261L259 257H258V258L256 257V258H254ZM254 259H253V261H250V262H252V263H249V264H253V262H255ZM19 260H20V259H19ZM33 260H34V259H33ZM46 260H47V261H46ZM66 260H67V259H66ZM73 260H75V259H73ZM73 260H72V261H73ZM83 260H85V259L83 258ZM96 260H98V259H96ZM110 260H112V259H110ZM115 260H117V259H115ZM130 260H131V259H130ZM132 260H133V259H132ZM132 260H131V261H132ZM157 260H158V259H157ZM161 260H162V261H161ZM166 260H167V262H166ZM211 260H212V259H211ZM214 260H212V263H213ZM216 260H215V261H216ZM12 261H13V260H12ZM14 261H15V260H14ZM16 261H17V259H16ZM21 261H22V260H21ZM31 261H32V260H29V261H28L29 264H30ZM36 261H37V260H36ZM42 261H43V262H42ZM64 261H65V260H64ZM81 261H82V260H81ZM98 261L104 262L103 260H98ZM119 261L121 262V260H118V263H119ZM181 261H180V264L182 263ZM209 261H210V260H208L207 264L209 263ZM215 261H214V262H215ZM235 261H237V262H235ZM33 262H34V261H33ZM68 262H69V264H70V263H71V260L68 261ZM115 262H117V261H114V263H115ZM138 262H139V261H138ZM164 262H166V263H164ZM176 262H177V263H176ZM216 262H217V261H216ZM216 262L213 263V264H216ZM219 262H221V261H219ZM230 262H232V263H230ZM3 263H5V262H3ZM15 263H16V262H15ZM18 263H19V262H18ZM31 263H32V262H31ZM36 263H37V262H34V264H36ZM39 263H37V264H39ZM72 263H73V262H72ZM72 263H71V264H72ZM75 263H76V262H75ZM79 263H80V262H79ZM88 263H89V262H88ZM88 263H86V264H88ZM92 263H93V262H92ZM95 263H97V261L94 260V264H95ZM142 263H143V262H142ZM183 263H182V264H183ZM258 263H256V264H258ZM6 264H7V262H6ZM20 264H22V263L20 262ZM27 264H28V263H27ZM64 264H65V262H64ZM66 264H67V261H66ZM81 264H82V262H81ZM89 264H90V263H89ZM104 264H105V263H104ZM110 264H111V262H110ZM112 264H113V263H112ZM120 264H121V263H120ZM129 264H130V263H129ZM160 264H161V263H160ZM210 264H211V263H210ZM254 264H255V263H254Z\"/></svg>", "mask_w": 264, "mask_h": 264}]
</instances>
